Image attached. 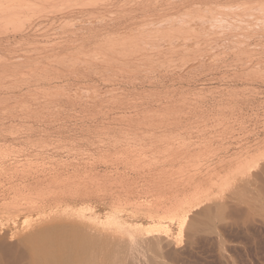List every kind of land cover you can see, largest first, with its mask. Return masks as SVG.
<instances>
[{"label":"bare ground","instance_id":"6f19581e","mask_svg":"<svg viewBox=\"0 0 264 264\" xmlns=\"http://www.w3.org/2000/svg\"><path fill=\"white\" fill-rule=\"evenodd\" d=\"M25 1H27V0H1L0 1V25L2 26V20L3 21H9V19H14V21H16L15 23H17V20H22L21 19V15H20V13H23V12H20V10L19 9H21L20 8V6L22 7L23 6V4H24V2ZM38 1H40V0H37V7L38 8H36V12H37V9H43L44 11H45V9H47L46 8V5L45 4H42V3H46L44 0H41L42 1V3L41 2H39V3H41V5H45V9L44 8H41V5H39L38 4ZM47 2L49 1V3H50V1H51V3H53L54 2V0H46ZM53 1V2H52ZM72 1V0H71ZM74 1H76V0H74ZM79 1H80V6L82 5V7H80L79 6V8H80V12L79 13H81V14H83V13H85V12H87L88 13V15H89V12L91 11V10H89V12H88V9H90V8H88V7H92L93 8V6H95V3L96 2H100L101 0H78L77 2H78V5H79ZM104 1H106V0H104ZM109 1V0H108ZM114 1V0H113ZM118 1V0H117ZM123 1H125V0H123ZM135 1H137V0H135ZM135 1H133V3H135ZM148 1V0H147ZM152 1V0H151ZM157 1V0H156ZM155 1V2H156ZM161 1V0H160ZM167 1V0H166ZM166 1H164V3H166ZM171 1H173V0H171ZM180 1V0H179ZM205 1V0H204ZM208 0H206V2H207ZM218 0H216L215 1V3L217 2ZM219 1H221V0H219ZM227 1H229V0H227ZM226 0H224L223 2L225 3V2H227ZM230 1H232V0H230ZM229 1V2H230ZM238 1V0H237ZM260 1H262V0H257V1H251L252 3H249V5L251 4V6L250 7H247V8H244V9H246V10H244L243 8V10H242V12L238 15L237 13H239V11H238V7L237 8H235V9H237V11L236 10H234V6L233 7H230V9L232 8V10H233V12L235 11L236 13H234V14H230V16L229 17H232L231 15H233V17L234 16H236V18L237 19H235V17H234V21L232 20V18L231 19H228L227 18V16L226 17H224V15H226L225 13H224V15L222 16H220L221 17V19L223 18L225 21H224V23L225 22H227V20L226 19H228V22H230V24L232 23V21L235 23V25H236V27H238V25L236 24V23H250V22H252V21H255L256 19H262L263 17H264V13L262 12V11H260L259 9H258V7H257V5L258 4H261L262 2H260ZM35 2V1H34ZM33 2V3H34ZM57 2V1H56ZM58 2H60V3H63L64 1H58ZM77 2H75V4H77ZM107 2V1H106ZM121 2V1H120ZM126 2V1H125ZM146 2V1H145ZM144 2V0H138L137 1V4H139V3H141V5L142 6H144V4H146ZM154 2V1H153ZM158 2V1H157ZM156 2V3H157ZM174 2V1H173ZM173 2H171V5L172 4H174L175 5V2L173 3ZM184 2V1H183ZM185 2H190L189 4H185ZM184 2V4L186 5V6H188V5H190V4H192L191 2H193V3H195V2H199V0H186ZM210 2V1H209ZM209 2H207L208 4H209ZM212 2H213V0H212ZM241 2V1H240ZM245 2V1H244ZM243 2V3H244ZM250 2V1H249ZM32 2L30 1V4H31ZM32 3V4H33ZM47 4L48 5V7H50V4ZM68 3H69V0H68ZM107 3H109V2H107ZM116 3V2H115ZM124 3V2H123ZM130 4V7H131V5L132 6H134L135 4ZM144 3V4H143ZM150 3V2H149ZM148 3V4H149ZM155 3V4H156ZM200 3V2H199ZM202 3H205V2H203L202 1ZM207 3H206V5H207ZM218 3V2H217ZM232 3V2H231ZM28 4V3H27ZM35 4V5H36ZM63 4H65V3H63ZM101 4V3H100ZM102 4H104V3H102ZM113 4V3H112ZM136 4V5H137ZM153 4V3H152ZM161 4V3H160ZM167 4V3H166ZM169 4H170V2H169ZM168 4V5H169ZM183 4V5H184ZM219 4V3H218ZM246 4H248V3H246ZM26 4H24V6H25ZM62 5V4H61ZM73 5V4H72ZM71 5V6H72ZM90 5H93V6H90ZM119 5V4H118ZM135 5V6H136ZM140 5V4H139ZM139 5H137V6H139ZM140 5V6H141ZM178 5H180V4H178ZM195 5V4H194ZM205 5V6H206ZM232 5V4H231ZM253 5V6H252ZM32 6V5H31ZM33 6H34V4H33ZM69 6V5H68ZM102 6V5H101ZM113 6H115V5H113ZM120 6V5H119ZM134 6V7H135ZM136 6V7H137ZM147 6V5H146ZM152 6V5H151ZM150 6V7H151ZM155 6V5H154ZM161 6V5H160ZM176 6V5H175ZM174 6V7H175ZM191 6V5H190ZM189 6V7H190ZM193 6V5H192ZM196 6H198V5H196ZM195 6V9L197 8ZM201 6V5H200ZM204 6V7H205ZM213 6V5H212ZM211 6V7H212ZM220 6V5H219ZM226 6H229V5H226ZM246 6H248V5H246ZM246 6H244V7H246ZM44 7V6H43ZM74 7H75V5H74ZM74 7H71V9L72 8H74ZM98 7H100L99 5H98ZM98 7H96V9L98 8ZM103 7V6H102ZM110 7H111V5H110ZM127 7V6H126ZM135 7V8H136ZM157 6H155V8H156ZM174 7H173V9H174ZM179 7V6H178ZM203 7V6H202ZM201 7V8H202ZM214 7V6H213ZM216 7H218V5L216 6ZM221 7V6H220ZM219 7V8H220ZM222 7H223V4H222ZM23 8V7H22ZM27 8V7H26ZM30 8V9H29ZM29 8L27 9V13L26 14H28V13H30L29 11L31 10V7L29 6ZM33 8V7H32ZM51 9L53 8V7H50ZM49 8V9H50ZM60 8V7H59ZM69 8V7H68ZM67 8V9H68ZM77 8V6L75 7V9ZM88 8V9H87ZM116 8V7H115ZM127 8H129V7H127ZM127 8H123V10L125 9H127ZM131 8H133V7H131ZM140 8H142V7H140ZM149 8V7H148ZM153 8V7H152ZM164 8V7H163ZM165 8H167V7H165ZM184 8V7H183ZM191 8V7H190ZM190 8H187L186 10H189ZM200 8V7H199ZM198 8V9H199ZM205 8H207V7H205ZM224 8V7H223ZM228 8V7H227ZM24 9H25V7H24ZM34 9H35V7H34ZM51 9L49 10V11H51ZM58 9V7H56V9L55 10H57ZM65 9V8H64ZM70 9V10H71ZM96 9H94V10H96ZM100 9V8H99ZM105 9H107L106 7H105ZM108 9H109V7H108ZM119 9H120V7H119ZM118 9V10H119ZM122 9V8H121ZM120 9V10H121ZM137 9V8H136ZM144 7H143V11H144ZM147 9V8H146ZM154 9V8H153ZM161 9V8H160ZM191 9H193V8H191ZM191 9L189 10L190 11V14H192V12L193 11H191ZM204 9V8H203ZM209 9H211L210 7H209ZM216 10H219V12H217V13H215V11L212 9V10H206L205 12L203 11V12H200L199 10V12L198 11H195L196 13L195 14H197V13H199V15L197 14V15H195L194 14V12H193V14L191 15V16H187L186 18H183V19H181V18H179V15H175V17L177 16V20H178V18H179V20L177 21L176 19H175V17L174 16H172V17H174V20H176V22L175 21H173L172 20V23L171 22H169V23H166V20H167V18L163 21V19L161 20L163 23H158V17L156 16L157 15V13L155 14V17H154V14L152 13V16H151V14H147V15H142V13H141V15H139L140 16V18H138V17H136V16H132V17H126V18H124L122 15H125L126 13H127V11H126V13L125 14H120V15H118V13L116 12V14L118 15V16H116V15H114L113 13H112V15L113 16H111L110 18H105L104 20L102 19V18H100L101 16L100 15H96V16H94V18L95 17H97L98 16V18H100V21H98L97 22V20H96V18H95V20L96 21H94V19H92L91 17V20L90 19H88L87 21L85 20V18H84V20H80V21H84V22H82V23H80V43L77 41V43H79V45H80V47H79V49H80V55L83 57H81L80 56V69H78V71L80 70V81H91V77L93 76V74H94V79L96 78V77H98V76H96L95 74L97 73V71H102V69H104V71L105 70H107V69H110L111 70V68H114L113 70L115 71H118V69L120 70V69H122V73H124L123 72V70L124 69H126L127 70V72L129 71H131V70H129L131 67H132V70H133V67L134 68H136V66H138V67H143V66H145L144 68H141L140 70H146V68L147 69H149V67H146V65H148L149 64V62H150V64L152 63H154L153 62V59L154 58H156V56L159 54V53H161V51H167V50H174L175 52H176V50H178L179 52H180V54H182L181 52L183 51V53H184V55L185 54H190L189 53V51H186L185 49L186 48H188L189 46V48H191V45H193V44H196L197 42H201L202 43V41H201V39L203 40V42H205L203 45H204V47H206L205 45H206V43L208 42V41H204V37H200V35H201V33H202V31L204 30L203 28H201V24H203V23H207V22H209V23H211L210 21H213L214 22V20L217 18H219L220 19V17H218V16H216L217 14L219 15V14H221L222 13V11H223V9H222V11H221V13H220V10L221 9H217V8H215ZM225 9V8H224ZM229 9V8H228ZM229 9V10H230ZM241 9V8H240ZM23 9H21V11H22ZM54 10V9H53ZM63 10V9H62ZM69 10V9H68ZM93 10V9H92ZM109 10H112L113 11V9L111 8V9H109ZM115 10V9H114ZM122 10V11H123ZM135 10V9H134ZM133 10V11H134ZM162 10H166V9H162ZM194 10V9H193ZM35 11H33V12H35ZM48 11V10H47ZM46 11V12H47ZM61 11V10H60ZM65 11H66V9H65ZM97 11V10H96ZM99 12H100V14H101V10H98ZM130 11V10H129ZM142 11V12H143ZM159 11H161V10H159ZM178 11V10H177ZM212 11H213V13H214V15L216 16L215 18H214V20H213V17L212 16H214V15H212L213 13H212ZM224 11H226V10H224ZM32 12V13H33ZM64 12V11H63ZM78 12V11H77ZM76 12V13H77ZM132 12V11H131ZM150 12V11H149ZM168 12V11H167ZM166 11H165V13H167ZM231 11H227V14L229 15V13H230ZM48 13V12H47ZM52 13V11L49 13V14H51ZM55 13V12H54ZM70 13H71V11L69 12V15H70ZM75 13V12H74ZM73 13V14H74ZM108 13H109V16L111 15V12H109L108 11ZM108 13H105V14H108ZM121 13V12H120ZM129 13V12H128ZM134 13V12H133ZM139 13V12H138ZM143 13H145V12H143ZM148 13V12H147ZM162 13V12H161ZM164 13V12H163ZM179 13V12H178ZM187 13V12H186ZM186 13H184V15L186 16ZM39 14V13H38ZM37 14V15H38ZM41 14V13H40ZM58 14H59V12H58ZM80 14V15H81ZM104 14V17L105 16H107V15H105ZM129 14H131V13H129ZM137 14V13H136ZM146 14V13H145ZM177 14V13H176ZM182 14V13H181ZM23 15H24V13H23ZM33 15H35V13L33 14ZM33 15L31 14L30 15V18H32L33 17ZM42 15V14H41ZM75 15V14H74ZM73 15V16H74ZM78 15V14H77ZM85 15H87L86 13H85ZM84 15V16H85ZM128 15V14H127ZM164 15V14H163ZM168 15V14H167ZM169 15H173V13L171 12L170 13V10H169ZM188 15H189V12H188ZM17 16H20V17H17ZM25 17H28V16H26V15H24ZM50 16V15H49ZM53 16H55V15H53ZM62 16H65V15H62ZM91 16V15H90ZM126 16V15H125ZM130 16V15H129ZM148 16V17H147ZM150 16V17H149ZM159 16H161L160 14H159ZM165 16V15H164ZM35 17V16H34ZM37 17V16H36ZM40 17V16H39ZM70 17V16H69ZM76 17V16H75ZM156 17H157V19H156ZM182 17V16H181ZM239 17V18H238ZM16 18H20V19H16ZM38 18V17H37ZM45 18V17H44ZM48 18H50V17H48ZM87 18H89V17H87ZM161 18H163V16L161 17ZM170 18V17H169ZM168 18V20L170 21L171 19H169ZM226 18V19H225ZM24 19V18H23ZM101 19H102V21H101ZM160 19V18H159ZM221 19H220V21H221ZM222 19V20H223ZM32 20V19H31ZM35 20V19H34ZM51 20H53V19H51ZM90 20V21H89ZM229 20H232V21H229ZM25 21H26V18H25ZM27 21H30V20H27ZM26 21V22H27ZM46 21H47V19H46ZM64 21H66V20H64ZM70 21V20H69ZM215 21H217V20H215ZM219 21V20H218ZM218 21H217V24H218ZM22 22V23H21ZM20 22V24H18L17 25V27H15V23H12L14 26L13 27H15L16 29L19 27L20 28V30H19V28L17 29V30H15L12 26V28H13V30L12 31H17V33L18 32H20L21 34H22V37L23 38H21V40L23 41V42H26V44H28L29 43V47L27 46V47H24V46H22L21 47V50H24L22 53H20L19 55H17L18 53H16V50L17 51H19L20 50V47H18L17 46V49H15V50H13L14 49V47L13 46H11V47H8L7 49L10 51V53H9V56L6 58V57H4L3 59H1L0 60V82H2V78L4 77V78H6V77H10L9 79H12L13 77H16L18 74H19V72L21 71L20 70V68L21 69H23V70H25L26 68H29V70L31 69L32 71H33V69H34V67H40V66H42L43 67V70H46V71H48V75H49V71L51 72V71H53L52 72V75L54 74V75H56L58 78H62V79H66V76H67V74H65L64 73V69H68V67H67V64H68V61H67V63H66V59H67V57H60L59 59H58V57H59V51H61L60 53L61 54H63L62 53V50H59V51H56L55 53L54 52H52V51H54V50H56V49H64V52L66 51V45L67 44H65L64 45V43H63V40H64V38H65V36H64V38H61L62 39V41H59L58 39V41H48L47 42V40H46V43H44V44H40L41 43V41H38V42H34V41H36V40H34L33 41V43H30L29 41V38H31V36L30 35H33V34H31V32H33L31 29H29V30H27L26 28L25 29H21V28H24L25 26V24L26 23H24V20L23 21H21ZM42 22V21H41ZM44 22V21H43ZM53 22L55 23V20H53ZM59 22V21H58ZM160 22V21H159ZM174 22V23H173ZM213 22L211 23V24H209L208 23V25H213ZM5 23V22H4ZM7 23V22H6ZM10 23V22H9ZM29 23V22H28ZM34 23V22H33ZM32 22H31V24H33ZM49 23V22H48ZM51 23V22H50ZM60 23V22H59ZM65 23V22H64ZM67 23H68V21H67ZM71 23V22H70ZM216 23V22H215ZM221 22H219V24H220ZM8 24V23H7ZM6 24V25H7ZM11 24V23H10ZM11 24V25H12ZM21 24H22V26H21ZM24 24V25H23ZM66 24V23H65ZM69 24V23H68ZM76 24H78V23H76ZM221 24H223V23H221ZM243 24V25H244ZM9 25V24H8ZM34 25H35V23H34ZM38 25V24H37ZM36 25V26H37ZM55 25V24H54ZM64 25V24H63ZM71 25H73V23L71 24ZM71 25H68V27L69 26H71ZM207 25V24H206ZM247 25V24H246ZM50 26V25H49ZM52 26H53V24H52ZM61 26V28H62V25H60ZM65 26V25H64ZM67 26V25H66ZM74 26V25H73ZM205 26V25H204ZM219 26V25H218ZM217 26V27H218ZM233 26V25H232ZM2 27H4L3 29H5V28H9V26H7V27H5V25L3 24V26ZM27 27V26H26ZM28 27H30V26H28ZM34 27V26H33ZM46 27H47V25H46ZM51 27V26H50ZM54 27V26H53ZM52 27V28H53ZM58 27V26H57ZM168 27H171L170 29L168 28ZM206 27V26H205ZM204 27V28H205ZM215 27V26H214ZM219 27H221V26H219ZM225 27H226V25H225ZM243 27V26H242ZM246 27V26H245ZM7 28V29H8ZM36 28V27H35ZM45 28V27H44ZM66 28V27H65ZM71 28V27H70ZM76 27H74V29H75ZM156 28V29H155ZM169 29L170 31L169 32H166V31H168L167 29ZM203 29V30H201V29ZM208 28V26L206 27V29ZM209 28H211V27H209ZM208 28V29H209ZM222 28V27H221ZM244 28V27H243ZM2 28L0 27V32L1 31H3V30H1ZM38 29L40 30V27H38ZM37 29V30H38ZM49 29V28H48ZM54 29V28H53ZM69 29V28H68ZM158 29H160L159 31H161V29H162V31H164L165 29V31L164 32H166V34H162V33H164V32H159V34H157L156 32H158ZM204 30V31H206V33L208 32H210V31H208V29L207 30ZM213 29V28H212ZM224 29V28H223ZM230 29V28H229ZM228 28H227V32H228V30H229ZM242 29V28H241ZM240 29V30H241ZM31 30V31H30ZM39 30H38V32H39ZM46 30H47V28H46ZM63 30V28L61 29V31ZM76 30H78V28L76 29ZM153 30V31H152ZM210 30V29H209ZM215 30H216V28H215ZM45 31V30H44ZM54 31V30H53ZM52 31V32H53ZM65 31H66V29H65ZM155 31V33H153ZM203 31V32H204ZM212 31H214V30H212ZM220 31H221V29H220ZM224 31V30H223ZM226 31H224V32H226ZM233 33L236 31H233V30H231ZM43 32V31H42ZM47 32V31H46ZM56 32V31H55ZM63 32V31H62ZM73 32H74V30L72 29V31L70 32V33H72L71 34V36L73 35ZM217 32V31H216ZM215 32V33H216ZM219 32V31H218ZM217 32V33H218ZM239 32H241V31H239ZM262 32V31H261ZM2 34H0V49L2 48V50H3V45H5L6 43H7V46H9L10 44V34H8L9 32H7V31H3V32H1ZM6 33V34H5ZM34 33H36V31L34 32ZM61 33V32H60ZM221 33V32H220ZM223 33V32H222ZM232 33V34H233ZM8 34V35H7ZM37 34V33H36ZM42 33H40V35H41ZM45 34H48V32L47 33H45ZM44 34V35H45ZM63 34V33H62ZM61 34V35H62ZM75 34H77V33H75ZM161 34V35H160ZM205 34V33H204ZM214 34V33H213ZM212 34V35H213ZM224 34V33H223ZM226 34V33H225ZM224 34V35H225ZM230 34H231V32H230ZM229 34V35H230ZM231 34V35H232ZM257 34V33H256ZM12 35V34H11ZM19 35V34H18ZM38 35V34H37ZM49 35V34H48ZM47 35V36H48ZM59 35V34H58ZM64 35V34H63ZM67 35L69 36L70 34H69V32L67 33ZM218 35V34H217ZM220 35V34H219ZM24 36H26V38H24ZM30 36V37H29ZM60 36V35H59ZM67 36V37H68ZM70 36V37H71ZM202 36H204V35H202ZM215 36V35H214ZM221 36H223V35H221ZM233 36H235L236 37V35L234 34ZM237 36H238V34H237ZM16 37V36H15ZM15 37H13L14 39H16ZM29 37V38H28ZM33 37H35V34L33 35ZM32 37V39H34ZM49 37V36H48ZM47 37V38H48ZM56 37L57 36H55V38H53L54 40L56 39ZM61 37V36H60ZM63 37V36H62ZM74 37H75V35H74ZM210 37V36H209ZM59 38V37H58ZM214 38V37H213ZM216 38V37H215ZM227 38H228V36H227ZM226 38V39H227ZM60 39V40H61ZM68 39H70V38H68ZM71 39H72V37H71ZM207 39H209V38H207ZM217 39H218V36H217ZM220 39H222V37H220ZM260 39V38H259ZM19 41V42H22V41ZM77 40V39H76ZM76 40H74V42L76 41ZM210 40V39H209ZM212 40V39H211ZM215 40V39H214ZM232 40V39H231ZM257 40V39H256ZM12 41V40H11ZM64 41H66V42H68L67 41V39L65 38V40ZM72 41V40H71ZM213 41V40H212ZM217 41V40H216ZM215 41V42H216ZM18 42V43H19ZM44 42V41H43ZM214 42V41H213ZM68 43H70V42H68ZM73 43V42H72ZM76 43V42H75ZM208 43H211V42H208ZM25 44V43H24ZM33 44V46H30V45H32ZM213 44V43H212ZM262 44V43H261ZM15 45H17V43L15 44ZM21 45H23L22 43H21ZM41 45H43V46H41ZM77 45V44H76ZM199 45V44H198ZM202 45V44H201ZM219 45V44H218ZM225 45V44H224ZM19 46H20V43H19ZM69 46V45H68ZM67 46V48H71V47H68ZM71 46H72V44H71ZM78 46V45H77ZM193 46H195V45H193ZM200 46V45H199ZM207 46H208V44H207ZM221 46V45H220ZM226 46V45H225ZM73 47H74V45H73ZM76 47V46H75ZM203 47V46H202ZM202 47H201V49H202ZM204 47H203V50H204ZM254 47V46H253ZM11 48H12V50H11ZM15 48H16V46H15ZM18 48H19V50H18ZM77 48V47H76ZM75 48V49H76ZM207 48V47H206ZM212 48V47H211ZM227 48V47H226ZM252 48V47H251ZM256 48V47H255ZM71 49H73V48H71ZM78 49V48H77ZM200 50V47L199 48H196V50ZM215 49V48H214ZM225 49V48H224ZM245 49H250V47L249 48H244V50ZM5 50V49H4ZM20 50V51H21ZM182 50V51H181ZM184 50H185V52H187V53H185L184 52ZM190 50V49H189ZM195 50V51H196ZM197 50V51H198ZM210 50V48L208 49V54H210V53H212L213 54V52H212V49H211V52L209 51ZM218 50V49H217ZM251 50V49H250ZM255 50V49H254ZM8 51V52H9ZM78 51L79 50H77V51H75V52H77L78 53ZM174 51H171V53L173 52L174 53ZM191 51V50H190ZM192 51H194V50H192ZM204 51H206V50H204ZM223 51V50H222ZM235 51V50H234ZM246 51V50H245ZM1 52H3V51H1ZM7 52V53H8ZM52 52V53H51ZM58 52V56L57 55H54V54H56ZM72 52V51H71ZM168 52V51H167ZM207 52V51H206ZM210 52V53H209ZM227 52H229V51H227ZM243 52V51H242ZM247 52V51H246ZM263 52V51H262ZM261 52V53H262ZM5 53H6V51H5ZM6 53V54H7ZM16 53V55H14ZM35 53H37V54H35ZM67 53V52H66ZM66 53L64 54V55H66ZM170 53V52H169ZM171 53H170V55H171ZM195 53V52H194ZM223 53V52H222ZM239 53H240V51H239ZM250 53V52H249ZM256 53V52H255ZM255 53H253V54H255ZM4 54V53H3ZM60 54V55H61ZM164 54H165V52H164ZM187 54V55H188ZM216 54V53H215ZM214 54V56H213V59L215 58L216 60H217V58L218 59H221V58H219L218 56L220 55H215ZM235 54V53H234ZM245 54V53H244ZM8 55V54H7ZM6 55V56H7ZM67 55L70 57V53L68 54L67 53ZM74 55V54H73ZM144 55V56H143ZM173 55V54H172ZM176 55H177V53H176ZM191 55V54H190ZM194 55V54H193ZM195 55H196V53H195ZM198 55H199V53H198ZM202 56H203V54H201ZM204 55H205V53H204ZM239 55V54H238ZM260 55V54H259ZM62 56V55H61ZM75 56V55H74ZM160 55H158L157 57H159ZM174 56V55H173ZM172 56V57H173ZM179 56V55H178ZM181 56V55H180ZM200 56V55H199ZM215 56H217V57H215ZM240 56V55H239ZM166 57V56H165ZM170 57V56H169ZM193 57V56H192ZM195 57V56H194ZM206 57V56H205ZM208 57H210V56H208ZM244 57H245V55H244ZM15 59V60H12V59ZM64 58H66V59H64ZM74 58V57H73ZM76 58V57H75ZM81 58H82V60H81ZM164 58V57H163ZM167 58H168V56H167ZM167 58H164V60L165 59H167ZM174 58V57H173ZM181 58V57H180ZM184 58V57H183ZM183 58L181 59V60H183ZM188 59H190V57H187ZM197 58V57H196ZM196 58H192L191 60H196ZM200 58H202V57H200ZM207 58V57H206ZM247 58V57H246ZM262 58V57H261ZM46 59V60H45ZM157 59V58H156ZM160 59V58H159ZM169 60L171 59V58H168ZM212 59V60H213ZM230 59V58H229ZM255 59V58H254ZM45 60V61H44ZM77 60V59H76ZM180 60V59H179ZM206 60V59H205ZM212 60H210V61H212ZM72 61V60H71ZM159 61H161V60H159ZM171 61V60H170ZM176 61V60H175ZM203 61V60H202ZM215 61V60H214ZM221 61V60H220ZM74 62H77V61H74ZM165 62V61H164ZM177 62H179V61H177ZM176 62V63H177ZM184 62V61H183ZM213 62V61H212ZM217 62V61H216ZM234 62V61H233ZM78 63V62H77ZM169 63H172L173 64V62L171 61V62H169ZM193 63V62H192ZM208 63V62H207ZM245 63V62H244ZM248 63V62H247ZM258 63H259V61H258ZM262 63V62H261ZM71 64V63H70ZM151 64V65H152ZM165 64V63H164ZM164 64H161V65H164ZM167 64V63H166ZM185 64V63H184ZM205 64H206V62H205ZM220 64H222V62L220 63ZM236 64H238V63H236ZM235 64V65H236ZM246 64V63H245ZM257 64V63H256ZM78 65V67H79V63L77 64ZM171 65V64H170ZM186 65V64H185ZM190 65H192V64H190ZM210 65V64H209ZM215 65V64H214ZM219 65V64H218ZM227 65V64H226ZM73 66V67H72ZM72 66L70 65L69 66V71L70 72H72L71 74H73V72H75V74L76 73H78V71L76 72V69L78 68H76V67H74V66H76V63H75V65L74 64H72ZM150 66V65H149ZM154 66V65H153ZM152 66V67H153ZM155 66H156V64H155ZM158 66V65H157ZM160 66V65H159ZM168 66V65H167ZM166 66V67H167ZM178 66V65H177ZM187 66V65H186ZM213 66V65H212ZM225 66V65H224ZM237 66V65H236ZM246 66H248V65H246ZM254 66V65H253ZM72 67V68H71ZM169 68V70H170V72L173 74L175 71H171V69L173 70V68H171L170 66H168ZM176 67V66H175ZM211 67V66H210ZM226 67H228V66H226ZM229 67H232V66H229ZM261 67V66H260ZM33 68V69H32ZM45 68V69H44ZM117 68V69H116ZM158 69H159V67H157ZM156 67H155V69L156 70H158ZM160 68H161V66H160ZM178 67H176V69H177ZM193 68V67H192ZM198 68V67H197ZM202 68V67H201ZM217 68V67H216ZM238 68H240V67H238ZM247 68V67H246ZM38 69H40V68H38ZM38 69H36L37 71H38ZM150 69H151V67H150ZM149 69V70H150ZM153 69H154V67H153ZM165 69V68H164ZM163 69V66H162V70H164ZM168 69H165L166 71L168 70ZM175 69V70H176ZM183 69H184V67H183ZM196 69V68H195ZM203 69V68H202ZM221 69V68H220ZM233 69V68H232ZM254 69V68H253ZM17 70V71H16ZM35 70V69H34ZM41 70V69H40ZM110 70H107V73L110 71ZM113 70H112V73H113ZM152 70V69H151ZM150 70V71H151ZM162 70H160L161 72H162ZM178 70V69H177ZM188 70V69H187ZM187 70H186V72H187ZM213 70V69H212ZM259 70V69H258ZM11 71V72H10ZM42 71V70H41ZM115 71V72H116ZM125 71V70H124ZM135 72H136V70H134ZM134 71H132L133 73H134ZM137 71H139V69L137 70ZM148 71V70H147ZM149 71V72H150ZM193 70H191V72H192ZM210 71V70H209ZM238 71H240V69L238 70ZM255 71H256V69H255ZM255 71H253V72H255ZM70 72H69V74H70ZM115 72L113 73V75L112 74H106L107 75V80H108V83H109V81H113V82H115L114 81V77L112 78L111 77V75L112 76H114V74H115ZM120 72V71H119ZM140 72V71H139ZM142 72V71H141ZM153 72H155L154 70H153ZM158 71H156L155 73H157ZM159 73V74H161V76H162V74L163 73ZM184 72H185V70H184ZM213 72V71H212ZM226 72V71H225ZM248 72H251V71H249L248 70ZM258 72V71H257ZM256 72V73H257ZM260 72V71H259ZM45 73V72H44ZM104 73V72H103ZM106 73V72H105ZM117 73V72H116ZM122 73H120L121 75H122ZM138 73V72H137ZM136 73V74H137ZM150 73H152V72H150ZM168 73V71L166 72V74L164 73V75H168L167 74ZM176 73H178V72H176ZM218 73V72H217ZM243 73V72H242ZM25 74V72H23V75ZM29 74V73H28ZM31 74H33L32 72H31ZM38 74V73H37ZM47 74V73H46ZM90 74V75H89ZM91 74H92V76H91ZM98 74V73H97ZM100 74V73H99ZM102 74V73H101ZM100 74V75H101ZM127 74V73H126ZM143 74H145V73H143ZM147 74H149V73H147ZM147 74H145V75H147ZM170 74V73H169ZM179 74V73H178ZM186 75L188 74V72L187 73H185ZM185 74H184V77H185ZM213 74L215 75V73L213 72ZM225 74V73H224ZM228 74V73H227ZM244 74V73H243ZM252 74V73H251ZM250 74V75H251ZM263 74V73H262ZM20 75V74H19ZM22 75V76H23ZM27 75V74H26ZM25 75V76H26ZM34 75V74H33ZM32 75V76H33ZM103 75H105V74H103ZM102 75V76H103ZM105 75V76H106ZM108 75L110 76L109 78H112L111 80L110 79H108ZM116 75V74H115ZM128 75H130L129 73H128ZM132 75H135V74H132ZM139 75V74H138ZM142 74H140V76H141ZM144 75V76H145ZM156 75H158V73L156 74ZM163 75V76H164ZM191 75V74H190ZM196 75V74H195ZM206 75V74H205ZM249 75V74H248ZM249 75V76H250ZM258 75V74H257ZM21 76V77H22ZM25 76H23V77H25ZM31 76V75H30ZM36 76V75H35ZM34 76V77H35ZM40 76V75H39ZM43 76V75H42ZM46 75L44 74V77H45ZM55 76V77H56ZM79 76H77V77H79ZM88 76H90V77H88ZM118 75H116V77H117ZM149 76V75H148ZM160 76V75H159ZM201 76V75H200ZM227 76V75H226ZM230 76V75H229ZM237 76V75H236ZM252 76V75H251ZM256 75H254V77H255ZM259 76V75H258ZM258 76H257V79H259L258 78ZM263 76V75H262ZM22 77V78H23ZM120 77V76H119ZM119 77H117V78H119ZM124 76L122 75V78H123ZM130 77V76H129ZM136 77V76H135ZM151 77V78H150ZM150 84H151V86H157L159 83L161 84V85H164L165 83H163L164 82V79H162V78H165V77H162L160 80H159V78H156L157 76H151L150 75ZM183 77V73H182V75L180 74L179 76L177 75V74H175L174 76L172 75V77H170L169 79H167L166 78V80H169V81H172L173 83H175V82H182V80H185V78ZM190 77V76H189ZM197 77V76H196ZM218 77V76H217ZM217 77H215V78H217ZM241 77V76H240ZM240 77H239V79H240ZM264 77V76H263ZM20 78V77H19ZM26 78V77H25ZM25 78H23V80L24 81H26V79ZM29 78V77H28ZM43 78V77H42ZM41 78V79H42ZM47 78V77H46ZM44 79L45 81L47 80V79ZM53 78V77H52ZM76 78V77H75ZM104 78V77H103ZM125 78V77H124ZM123 78V81H126L125 79L126 78H128V77H126L125 79ZM138 79H141V78H139V77H137ZM145 78V77H144ZM153 78V79H152ZM193 78H194V76H193ZM202 78H204V77H202ZM228 78V77H227ZM243 78H244V76H243ZM7 79V78H6ZM16 79V78H15ZM14 79V80H15ZM34 79V78H33ZM51 79V78H50ZM79 79V78H78ZM90 79V80H89ZM106 79L104 80V81H106ZM230 79V78H229ZM246 79V78H245ZM249 79V78H248ZM254 79V78H253ZM264 79V78H263ZM262 79V80H263ZM13 79L11 80V82L12 81H14ZM19 80V79H18ZM22 79H20V81H23ZM29 80V79H28ZM38 80H40V79H38ZM37 80V81H38ZM52 80V79H51ZM67 80V79H66ZM119 80H122V79H120L119 78ZM145 80V79H144ZM189 79H187V81H188ZM190 80H192L191 79V77H190ZM237 80V79H236ZM243 80V79H242ZM251 80V79H250ZM256 80V79H255ZM255 80H254V82H255ZM261 80V79H260ZM8 81V80H7ZM6 81V82H7ZM16 81V80H15ZM19 81V82H20ZM53 81V80H52ZM129 81H132V80H129ZM146 81V80H145ZM148 81V80H147ZM227 81V80H226ZM4 82V81H3ZM28 82H30V81H28ZM33 82V81H32ZM41 82V81H40ZM39 82V83H40ZM61 82V81H60ZM110 82V83H111ZM119 82V81H118ZM136 82V81H135ZM138 82V81H137ZM140 82H142V81H140ZM149 82V81H148ZM184 82V81H183ZM246 82H247V80H246ZM9 83V82H8ZM21 83V82H20ZM25 83V82H24ZM23 83V84H24ZM34 83V82H33ZM39 83H37V84H39ZM95 83V82H94ZM94 83H93V85H94ZM106 83V82H105ZM109 83V84H110ZM123 83V82H122ZM128 83V82H127ZM126 83V84H127ZM134 83V81L132 82V84ZM169 83V82H168ZM171 83V82H170ZM195 83V82H194ZM253 83V82H252ZM2 83H0V85H1ZM5 84V83H4ZM15 85H16V83H14ZM28 84V83H27ZM26 84V85H27ZM36 84V83H35ZM96 84V83H95ZM115 84V83H114ZM149 84V83H148ZM149 84V85H150ZM159 84V85H160ZM172 84V83H171ZM193 84V83H192ZM201 84V83H200ZM235 84V83H234ZM263 84V83H262ZM9 85V84H8ZM14 85V86H15ZM21 85V87H22V83L20 84ZM91 85V84H90ZM97 85V84H96ZM95 85V86H96ZM130 85V84H129ZM139 85V84H138ZM141 85H143L144 86V84H142L141 83ZM2 86H3V84H2ZM2 86H1V88H2ZM6 86V85H5ZM11 86H13V85H11ZM13 86V87H14ZM18 86V85H17ZM29 86V85H28ZM53 86V85H52ZM55 86V85H54ZM20 87V86H19ZM84 87V86H83ZM98 87H100L99 85H98ZM258 87V86H257ZM1 88H0V91H1ZM4 88V87H3ZM8 88V87H7ZM17 88V87H16ZM32 88V87H31ZM38 88V87H37ZM62 89H63V87H61ZM93 88V87H92ZM101 88V87H100ZM114 89H116L115 87H113ZM117 88H119V87H117ZM158 88V87H157ZM174 88V87H173ZM246 88V87H245ZM248 88V87H247ZM252 88V87H251ZM250 88V89H251ZM15 89V88H14ZM18 89V88H17ZM39 89V88H38ZM102 89V88H101ZM159 89V88H158ZM244 89V88H243ZM254 89V88H253ZM255 89H258V88H255ZM36 90V89H35ZM84 90V89H83ZM111 90V89H110ZM147 90V89H146ZM154 90V89H153ZM173 90V89H172ZM178 90V89H177ZM187 90V89H186ZM195 90V89H194ZM218 90H220V89H218ZM240 90H242V89H240ZM259 90V89H258ZM11 90H9V92H10ZM25 91V90H24ZM29 91V90H28ZM59 91H60V89H59ZM66 91H68V89L66 90ZM101 91V90H100ZM123 91V90H122ZM121 91V92H122ZM152 91V90H151ZM149 92V94L146 96V98H144V99H142V100H138V97H137V102L135 103V106H132V105H128V102L130 103V101H128L127 103H125L124 101H126V100H124L123 99V102H121L122 101V96L121 97H119L118 96V99H116V100H114L113 102L114 103H112V101H111V103L110 104H105V108H103L102 109V107H103V104H101L99 101H98V98H100V97H98L97 96V94L96 95H91L92 94V91H91V94L90 95H87V96H79L80 97V133L79 134H81L82 136H83V138L81 137V139H80V141H83V142H86V144L89 146H91V147H89V148H87L88 149V151L89 152H85V150L83 149V151L85 152V153H87V155H90V156H87L86 158H84V161L83 162H85L86 163V166H88V165H92L93 166V164L92 163H96L95 165H104L105 167H103V171H104V168H108V170L110 169V173H111V169H113V171L114 172H116L118 175L116 176V175H114V172L112 171V173H111V176H110V174H108V173H101L100 171L98 172V174H97V172L95 171V170H93V171H88L87 170V168H86V166L84 167L83 165H81V166H83L84 168H85V172H84V174L86 173L87 175H88V177H90L91 179H89V180H87V177L86 178H81V176L83 177V175L84 174H82L83 172H77V173H75L77 176L76 177H74L75 176V174L73 175L72 173H74V172H71V174L69 175V176H66L65 174L67 173V174H69L67 171H66V173H64V171H62L64 174H62L61 173V170H58V168H57V170L58 171H54L55 169H56V167H55V169L54 170H52V171H50L49 173H46L47 171H45L46 170V168H45V170L43 169V168H37V166H34V167H31V165L29 166L28 165V168L30 169V170H28V168L26 169V170H28L29 171V173H27V174H30V172H31V174H33L32 173V170L33 171H35V174H33V175H31L29 178L25 175V176H20V177H24V178H20L21 180H30V182L26 185V186H28L29 184H31V185H29L31 188H29V193L27 194V195H31V196H35V197H37L36 199H34L36 202L37 201H40V200H42L45 196H46V198H48L50 195H52V198H54L55 196H58V195H60L61 193L62 194H64V193H66V192H68L67 191V189L68 190H73L72 188H76V190L77 191H79V192H82V189H83V191L85 192V194L87 193H89V195L91 194V192H93V191H91L93 188V190H97V191H94L95 193L96 192H98V194H101L102 195V197H104L103 195L104 194H112L113 196L114 195H117V194H119V193H126L128 196V199L126 200V202L125 203H123V205H121V206H115V207H112V211L114 212L113 214H112V218L110 217L109 218V220L107 221V222H100V225H103V226H106L105 228L103 227L102 229H99V228H94L93 226H91V225H89V224H86V223H84V222H77V221H74V220H70V219H53V220H49V221H46V223H44V224H42V225H39V226H37L36 228H33L32 227V229L30 230V232H28L27 234H25V236H23V238H22V243L24 242V244L28 247L27 249H29V254H30V259H31V263L32 264H135V261H134V259H137V257H138V255H132V254H129L130 252V250H133L134 249V243L136 244H138V246H141V248L143 249V254L146 256V252H151V254H152V256H153V254H154V256H156L157 258H155V257H153V258H155L156 260H159V261H161L160 259H163L164 257H165V252H164V250H166L165 248H164V246H163V239H167V241H172L173 239H172V237L174 238V239H176L177 237L179 238L180 236H182V235H184V233H183V231L184 230H187L188 228H192V229H197V228H200V226H201V228L202 229H204L205 230V228L207 229V228H212L213 230H214V226H213V224L215 223L216 224V222H215V219L216 218H221V216H223L224 214H221L222 213V210H221V208H223L222 206H220V207H218L217 208V210H216V207L214 208L215 210H216V212L214 213V211L215 210H212V207L210 208V206H206L208 203H210L211 201L213 202L214 200L217 202V201H219L220 200V202L222 201V199H224V198H227V197H225V196H227V193L229 192V191H231L233 188H234V186H236V183L239 181V182H241V180H245V179H249L250 177H251V175H252V168L254 167V168H256V169H260L258 166H260V162H261V160H264V149H262L261 150V145H262V143H261V145H258L262 140H261V138L259 139H257V141L255 140V142H259L260 140V142L257 144V143H255L254 145H255V148L254 149H251V148H249V145H251L250 147H253L252 146V143L251 144H244V143H240L239 141H231V139H233V138H235V137H233V138H231L232 136V134H234V133H232L231 131L234 129V127L233 128H231V126H233L232 124L230 125H222L221 126V124L222 123H224V122H221L220 123V121L221 120H219V123L220 124H216L215 125V123L217 122L218 123V121H216L215 123H214V126H216V127H214L213 128V130H211L212 128L210 127V129L209 130H207V132H206V130H205V134H203V136H202V134H199L200 136H197V137H200L201 139L198 141V139L199 138H197L195 135V139H197V142H190L191 141V139L189 138V140H188V138H187V140L189 141H187L186 139H184L185 138V136L183 137V135L182 136H180V137H182V138H180V139H176V136H177V138L179 137V133H180V129L182 128V129H184L183 127H181V126H183V125H181V124H183V123H181V118H183V116H180L179 117V112L177 111V109L174 107V108H172V107H170V105H173L174 104V101L176 100V98H175V93L173 94H171V91H170V89H167V91H168V94H167V92L165 93V97H161V99L159 100L158 99V104H156V108H155V110L154 109H151V111H147L146 112V107L147 106H152L151 104H152V99H153V96H155V94H157L158 92L156 91V92H154V91H152V92ZM165 91V90H164ZM209 91V90H208ZM229 91H230V89H229ZM235 90L233 89V92H234ZM239 91V90H238ZM238 91H237V93H238ZM244 91V90H243ZM249 91V90H248ZM254 91V90H253ZM36 92V91H35ZM42 92V91H41ZM40 92V93H41ZM62 92V91H61ZM71 92V91H70ZM94 92V91H93ZM110 92V91H109ZM112 92H116L115 90L114 91H112ZM120 92V91H119ZM125 92V91H124ZM134 92V91H133ZM206 92V91H205ZM213 92V91H212ZM219 92V91H218ZM226 92V91H225ZM224 92V93H225ZM228 92V91H227ZM245 92V91H244ZM252 92V91H251ZM255 92V91H254ZM260 92V91H259ZM258 92V93H259ZM54 93V92H53ZM52 93V94H53ZM60 92H58V94H59ZM118 93V92H117ZM123 93V92H122ZM160 93V92H159ZM201 92H198V96L200 95H202V93L200 94ZM220 93H222V92H220ZM223 93V94H224ZM245 93H247V92H245ZM244 93V94H245ZM253 93V92H252ZM8 94V93H7ZM10 94H12V93H10ZM27 94H30V93H27ZM27 94H25V95H27ZM62 94V93H61ZM71 93H69V95H70ZM78 94V93H77ZM93 94H95V92L93 93ZM99 94V93H98ZM102 94V93H101ZM119 94H121V93H119ZM124 94V93H123ZM127 94V93H126ZM140 94V93H139ZM212 94V93H211ZM233 94V93H232ZM231 93H230V95H231V97H233L234 96V94L232 95ZM257 94V93H256ZM15 95V94H14ZM44 95H46V93L44 94ZM57 95V94H56ZM64 95V94H63ZM68 95V93L67 94H65V96H69ZM84 95H86V94H84ZM111 95V94H110ZM113 95H115V94H113ZM129 95V94H128ZM142 95H145L144 93L142 94ZM182 95V94H181ZM188 95V94H187ZM187 95H186V97H187ZM197 95H194V97H196ZM205 94H204V92H203V95L201 96V98L199 99V97L197 98L198 100H201V99H203V98H205V100L207 99L206 98V95H208L207 93H206V95L204 96ZM228 95H229V93H228ZM229 95V96H230ZM246 95V94H245ZM244 95V96H245ZM3 96V95H2ZM2 96H0V97H2ZM7 96V95H6ZM6 96H4V97H6ZM11 96V95H10ZM9 96V97H10ZM12 96H13V94H12ZM17 96V95H16ZM20 96H22V95H20ZM34 96V95H33ZM50 96V95H49ZM55 96V95H54ZM58 96V95H57ZM71 96V95H70ZM69 96V97H70ZM77 96V95H76ZM105 96V95H104ZM124 96H127V95H124ZM123 96V97H124ZM134 96H136V95H134ZM185 96V95H184ZM223 96V95H222ZM237 96V95H236ZM240 96V95H239ZM239 96H237V97H239ZM243 96V95H242ZM243 96V97H244ZM254 96V95H253ZM257 96V95H256ZM9 97H7V98H9ZM13 97H15V96H13ZM18 97V96H17ZM27 97H29V96H27ZM46 97H48V96H46ZM46 97L45 98H43V99H46ZM63 97V96H62ZM69 97H67V100H69L68 98ZM145 97V96H144ZM194 97H190V98H194ZM217 97H219L218 95H217ZM217 97H215V98H217ZM228 97V96H227ZM22 98V97H21ZM35 98L37 99V97H35L34 96V101H35ZM49 98H51V97H49ZM58 98H60V97H58ZM57 98V99H58ZM64 98V100H65V97H63ZM71 98H73V97H71ZM70 98V99H71ZM75 98V97H74ZM76 98H78V97H76ZM108 98V97H107ZM133 98V97H132ZM180 98H182V96L180 97ZM184 98V97H183ZM212 98H214V97H212ZM215 98L213 99L214 101H215ZM234 98H236V97H234ZM254 98V97H253ZM5 99V98H4ZM10 100H12L11 98H9ZM42 99V98H41ZM57 99H56V102H57ZM105 99V98H104ZM113 99V98H112ZM220 99H222V97H220ZM219 99V100H220ZM225 99V98H224ZM237 99V98H236ZM239 99V98H238ZM248 99H250V98H248ZM67 100H66V102H67ZM101 100H103V99H101ZM105 100H108V99H105ZM129 100V99H128ZM184 100H185V98H184ZM196 100V99H195ZM194 100V101H195ZM198 100H196V101H198ZM208 100V99H207ZM217 100V99H216ZM219 100H217V103H218V101ZM223 100V99H222ZM243 100V99H242ZM245 100V99H244ZM2 101H4L5 102V100H1V102ZM9 101V100H8ZM7 100H6V102H8ZM34 101H32V102H34ZM50 101H54V100H50ZM96 101H98V103H96ZM135 101V100H134ZM188 101H190L189 99L187 100V102ZM192 101V100H191ZM190 101V102H191ZM193 101V103H195ZM203 101V100H202ZM213 101V102H214ZM240 101V100H239ZM246 101V100H245ZM253 101V100H252ZM12 102H14V101H12ZM26 102V101H25ZM43 102V101H42ZM46 102V101H45ZM69 102V101H68ZM70 102H71V100H70ZM69 102V103H70ZM109 102V101H108ZM186 102V103H187ZM189 102V103H190ZM235 103L237 102V101H234ZM244 102V101H243ZM3 103V102H2ZM17 103V102H16ZM22 103V102H21ZM20 103V104H21ZM35 103H36V101H35ZM49 103V102H48ZM54 103H55V101H54ZM60 103V102H59ZM62 103V102H61ZM100 103V105H98ZM106 103V102H105ZM182 103H183V101H182ZM198 103H201V101L200 102H198ZM211 103V102H210ZM215 103V102H214ZM217 103H215V104H217ZM221 103V102H220ZM228 103V102H227ZM250 103V102H249ZM264 103V102H263ZM13 104V103H12ZM19 104V103H18ZM26 104V103H25ZM67 104V103H66ZM65 104V105H66ZM73 104H74V102H73ZM78 104V103H77ZM111 104H118L117 106L115 105V106H111ZM134 104V103H133ZM185 103H183V105H184ZM192 104V103H191ZM191 104H190V106L189 105H187V107H186V109L188 108V106L189 107H191ZM196 104H197V102H196ZM195 104V105H196ZM205 104V103H204ZM204 104H202V105H204ZM222 104L224 105V102L223 103H221V104H219L218 103V105H220L219 106V109H218V107H217V109H215V110H217L216 111V114H215V112H214V114L215 115H217V116H219L220 118L222 117V116H226V115H224L223 113L225 112V110H224V112L222 111V109H224L223 107H222ZM6 105V104H5ZM8 105V104H7ZM6 105V106H7ZM22 105V104H21ZM30 105V104H29ZM46 105V104H45ZM64 105V104H63ZM65 105H64V107L63 108H67V107H65ZM75 105V104H74ZM125 105V106H124ZM128 105V106H127ZM175 105V104H174ZM178 105V104H177ZM176 105V106H177ZM182 104H180V106H181ZM195 105L193 104V106L195 107ZM198 105V104H197ZM206 105V104H205ZM231 106H232V104H230ZM234 105H236V104H234ZM4 106V105H3ZM19 106V105H18ZM31 106V105H30ZM54 106V105H53ZM59 106V105H58ZM99 106L101 107V109H97V107L99 108ZM107 106H111V107H115L114 108V110H111V109H109V110H105L106 108H107ZM129 106H131L130 108H132V107H134L132 110H129ZM193 106L191 107V110L193 109ZM214 106V105H213ZM229 106V105H228ZM228 106H226L225 105V107L227 108ZM230 106V107H231ZM260 106V105H259ZM10 107H12V110L14 109L15 110V108H16V106H14L15 108H13V106L11 105ZM21 107V106H20ZM20 107H17V108H20ZM26 107V106H25ZM24 107V108H25ZM27 107H28V105H27ZM33 107V106H32ZM50 107V106H49ZM48 107V108H49ZM154 107V106H153ZM185 107V106H184ZM221 107V108H220ZM242 106H240V107H238L237 106V108L238 109H240ZM248 107V106H247ZM1 108V107H0ZM59 108V107H58ZM72 108H74V106L72 107ZM109 108V107H108ZM144 108H145V110H144ZM177 108H179V107H177ZM209 108V107H208ZM214 108H215V106H214ZM234 107H232V109H233ZM249 108V107H248ZM10 109V108H9ZM21 109H23V107L21 108ZM20 109V110H21ZM30 109V108H29ZM44 109H47V108H44ZM51 109V108H50ZM54 109V108H53ZM70 109V108H69ZM123 109H124V111H123ZM143 109V110H142ZM180 110H181V108H179ZM184 109V108H183ZM231 109V110H232ZM2 110H3V108H2ZM28 110V109H27ZM35 110V109H34ZM48 110V109H47ZM58 110H61V109H58ZM63 110V109H62ZM62 110H61V115H63L62 114ZM65 110V109H64ZM63 110V111H64ZM67 110V109H66ZM110 110H111V112H110ZM152 110H154V111H152ZM179 110V111H180ZM188 110H190V109H188ZM228 110H229V108H228ZM236 109L234 108V111H235ZM258 110V109H257ZM260 110V109H259ZM5 111H8V110H4V112ZM39 111V110H38ZM54 111V110H53ZM52 111V112H53ZM79 111V110H78ZM121 111H123L124 113H122V115H119V113L121 112ZM222 111V112H221ZM240 111H242V110H240ZM246 111H248V110H246ZM245 111V112H246ZM1 112H3V111H1ZM24 112L26 113V111L24 110ZM23 112V113H24ZM36 112V111H35ZM48 112V111H47ZM59 112V111H58ZM65 112V111H64ZM200 112V111H199ZM244 112V111H243ZM254 112H255V110H254ZM257 112V111H256ZM18 113H19V110H18ZM34 112H32V114H33ZM44 113V112H43ZM54 113H57V112H54ZM258 113V112H257ZM40 114V113H39ZM45 114V113H44ZM44 114H42L41 116H43ZM49 114V113H48ZM66 114V113H65ZM197 114V113H196ZM206 114V113H205ZM212 114V113H211ZM214 114H213V119L215 118V117H217V116H215L214 117ZM10 115V114H9ZM18 115V114H17ZM22 115V114H21ZM31 114H27V116H30ZM53 116L52 114H49L48 116ZM57 115V114H56ZM60 115V116H61ZM198 115V114H197ZM228 115V114H227ZM242 116H243V114H241ZM253 115V114H252ZM40 116V115H39ZM44 116H46V115H44ZM58 116V117H57ZM56 116V118H59L60 116H59V114ZM65 116V120L64 121H66V115H63V117ZM77 116V115H76ZM102 116V117H101ZM200 116H201V114H200ZM204 116V115H203ZM208 116V115H207ZM257 116V115H256ZM11 117V116H10ZM9 117V118H10ZM20 117V116H19ZM38 117V116H37ZM54 117V116H53ZM62 117V118H63ZM69 117H70V115H69ZM99 117H101L100 119H99ZM197 117H199V116H197ZM240 117V116H239ZM5 118V117H4ZM8 118V117H7ZM6 118V119H7ZM13 118H15V116H13ZM29 118V117H28ZM42 118V117H41ZM60 119L59 118V120H63V119ZM75 118V117H74ZM77 118V117H76ZM185 118V117H184ZM187 118V117H186ZM191 118V117H190ZM203 118V117H202ZM209 118V117H208ZM212 118V117H211ZM210 118V119H211ZM226 118V117H225ZM232 118V117H231ZM244 118H246V117H244ZM1 119V118H0ZM5 119V120H6ZM11 119V118H10ZM32 119V118H31ZM71 119V118H70ZM69 119V120H70ZM189 119V118H188ZM213 119L211 120L212 122H213ZM219 119V118H218ZM222 119H224L223 117H222ZM227 119V118H226ZM229 119V118H228ZM233 119V118H232ZM239 119V118H238ZM259 119V118H258ZM2 120H4V119H2ZM43 120V119H42ZM45 120V119H44ZM51 120H52V122H49L48 121V124L46 123H42V124H40V126L41 127H39V125L38 124H36L35 126L36 127H38V128H36V127H34V125H32V122H31V125H30V123H29V125H27V128H24V130H22V128L24 127V125H23V127L22 128H20V130H22L23 132L24 131H26V134L28 133L29 134V139H30V135H33L34 133L33 132H35L36 133V131L38 132V131H40V129H41V132L43 131L44 132V134L46 135L45 137L43 136V135H40V138H39V140L38 141H40V139H42L41 137L43 136V138H45V139H51V140H49V141H47V140H41V142H36V143H34V144H38L39 145V147L41 148V146L43 147V149H46V150H48V151H51L52 149L54 150V149H57L58 147H60V146H58V145H56L57 143L59 144V143H61V142H63V144H64V141H67L66 139L63 141L62 139L63 138H65V135H62V136H57L58 137V141H56V140H54V139H52V138H54L53 136H52V134H50L51 132H53V131H55L56 129L59 131V129L60 128H62V127H60L59 126V129L57 128V126L59 125H57V126H55L54 124V122H53V119L51 118ZM195 120V119H194ZM199 120V119H198ZM197 120V121H198ZM208 120V119H207ZM236 120H237V117H236ZM1 121V120H0ZM23 121V120H22ZM29 121V120H28ZM36 121V120H35ZM57 121V120H56ZM55 121V122H56ZM63 121V122H64ZM67 121H68V119H67ZM66 121V122H67ZM71 121V120H70ZM74 122H75V120H73ZM229 121V120H228ZM231 121H233V120H231ZM246 121V120H245ZM256 121H257V119H256ZM255 121V122H256ZM261 121V120H260ZM47 122V121H46ZM59 122V121H58ZM57 122V123H58ZM65 122V123H66ZM74 122H73V124H74ZM186 122V121H185ZM193 122V121H192ZM227 122V121H226ZM241 122V121H240ZM262 122V121H261ZM260 122V123H261ZM264 122V121H263ZM2 123V122H1ZM4 123V122H3ZM52 123H53V125H52ZM68 123H70V122H67V124ZM115 123H117V124H119L118 126L115 124ZM202 123H204L203 121H202ZM210 123V122H209ZM251 123V122H250ZM23 124V123H22ZM24 124H26V123H24ZM63 125V123L61 122L60 123V125ZM67 124H64V125H67ZM76 124H77V127H78V121L76 122ZM76 124H74V125H76ZM192 124V123H191ZM190 124V125H191ZM206 124V123H205ZM235 124V123H234ZM239 124V123H238ZM242 124H243V122H242ZM7 125V124H6ZM38 125V126H37ZM61 125V126H62ZM69 125V124H68ZM70 125H72V123H70ZM74 125H72V126H74ZM100 125L102 126L101 128H102V130L101 131H99L101 128H100ZM117 126V128H119V129H116V126ZM181 125V126H180ZM190 125H188V126H190ZM237 125V124H236ZM241 125V124H240ZM239 125V126H240ZM244 125V124H243ZM13 126V125H12ZM15 126V125H14ZM151 126V127H150ZM152 126H154V127H152ZM187 126V125H186ZM198 126V125H197ZM206 126V125H205ZM204 126V127H205ZM209 126H211V124L209 125ZM209 126H207V127H209ZM250 126V125H249ZM252 126V125H251ZM250 126V127H251ZM255 126V125H254ZM3 127H4V125H3ZM2 126H1V128H3ZM9 127V126H8ZM19 127H20V125H19ZM66 127V129H67V127L68 126H65ZM64 126H63V128H65ZM70 127V126H69ZM68 127V128H69ZM79 127H78V130H79ZM150 127V129L149 130H147L148 128ZM5 128V127H4ZM13 129H14V127H12ZM16 128H17V126H16ZM72 128V127H71ZM71 128H69V129H71ZM75 128V127H74ZM100 128V129H99ZM155 128V129H154ZM156 128H158V129H156ZM191 128H192V125H191ZM190 128V129H191ZM231 128V131L229 130ZM8 129V128H7ZM19 129V128H18ZM17 129V131H20V130H18ZM76 129V128H75ZM186 129H188V128H186ZM197 129H198V127H197ZM203 129V128H202ZM204 129H206V128H204ZM203 129V130H204ZM68 130V129H67ZM66 130V131H67ZM140 130H141V132L142 133H140ZM192 130V129H191ZM194 130V129H193ZM211 130V131H210ZM2 131H3V129H0V139H1V135L3 134L2 133ZM6 131V130H5ZM16 131V130H15ZM15 131H10L11 133L10 134H14L15 133ZM62 131L63 130H60L59 131V134H60V132L62 133ZM65 131V130H64ZM69 131V130H68ZM75 132H76V130H74ZM138 131V132H137ZM175 131H177L178 132V135H175V134H177V133H174ZM184 131V130H183ZM188 131V130H187ZM197 131V130H196ZM238 131V130H237ZM239 131H240V129H239ZM4 132V131H3ZM72 132H73V130H72ZM75 132H73V135L74 134H76ZM181 132H182V130H181ZM188 132H190V130L188 131ZM230 132H231V135H230ZM233 132H234V130H233ZM246 132V131H245ZM2 133V134H1ZM18 133V132H17ZM17 133H15V135L17 134ZM20 133V132H19ZM39 133V132H38ZM54 133H57V132H54ZM65 133V132H64ZM63 133V134H64ZM78 133V132H77ZM116 133H118V134H116ZM185 133V132H184ZM193 133V132H192ZM201 133H202V131H201ZM239 133V132H238ZM249 133V132H248ZM255 133V132H254ZM253 133V134H254ZM260 133V132H259ZM58 134V135H59ZM70 134H71V131H70ZM112 134V135H111ZM186 134V133H185ZM258 134V133H257ZM6 135V134H5ZM14 135V136H15ZM18 135V134H17ZM36 135V134H35ZM51 135V136H50ZM54 135V134H53ZM69 135V134H68ZM72 135V134H71ZM77 135V134H76ZM90 135H91V137L92 136H94L93 138H91L90 137ZM240 135V134H239ZM251 135V134H250ZM19 136V135H18ZM21 136V135H20ZM25 136V135H24ZM55 136V135H54ZM78 136V135H77ZM76 136V137H77ZM173 137V139H172V137ZM241 136V135H240ZM257 136V135H256ZM32 137V136H31ZM74 137H75V135H74ZM73 137V138H74ZM264 137V136H263ZM5 138V137H4ZM3 138V140L2 141H4L5 139ZM27 138V139H28ZM35 138V137H34ZM38 138V137H37ZM70 138H72V137H70ZM78 138V137H77ZM75 139V140H73L72 142L71 141H69V144H70V146L69 145H66V146H69V149H72V150H75V151H77V152H80V151H82V150H80V144H79V141H78V139ZM174 138H175V140H177V144L175 143L176 141L174 140ZM249 138V137H248ZM16 139H18L17 137H16ZM21 139V138H20ZM29 139H28V141H29ZM83 139V140H82ZM184 140V141H180L179 142V140ZM195 139H194V141H195ZM243 138H241V140H242ZM31 140H32V142H34V141H36L35 139H34V141H33V137L31 138ZM30 140V141H31ZM237 140V139H236ZM259 140V141H258ZM264 140V139H263ZM2 141L0 142V168H1V170L0 171H4V169L5 170H10L9 168H11V166L12 165H16L17 166V162L19 161V160H17V159H19L18 157H13V156H11V153L12 152H9V149L8 150H5V146H4V142H3V145L1 144L2 143ZM13 141V140H12ZM28 141H27V143H28ZM175 141V142H174ZM187 141V143H184V142H186ZM193 141V140H192ZM6 142V141H5ZM16 142V141H15ZM234 142H236L237 144H235ZM7 143V142H6ZM25 143V142H24ZM30 143V142H29ZM29 143L27 144V145H29ZM39 143H41V146H40V144ZM8 144V143H7ZM12 144V143H11ZM22 144V143H21ZM231 144H235L236 146H232ZM264 144V143H263ZM14 145V144H13ZM247 145V146H246ZM257 145V146H256ZM7 146V145H6ZM16 146V145H15ZM21 146V145H20ZM22 146H24V145H22ZM30 146H31V144H30ZM29 146V147H30ZM32 146L34 147V145L32 144ZM53 146V147H52ZM13 147V146H12ZM18 147V146H17ZM16 147V148H17ZM28 147V148H29ZM37 147V146H36ZM38 147V148H39ZM65 147V146H64ZM82 147V146H81ZM247 147V148H246ZM3 148H4V150H3ZM23 148V147H22ZM22 148H20V147H18L17 148V150H19V149H21V150H23ZM31 148V147H30ZM37 148V149H38ZM39 148V150H38V152L41 150V151H43V149L41 148L40 149ZM52 148V149H51ZM61 148V147H60ZM59 148V149H60ZM65 148H67V147H65ZM65 148L64 149H62V150H65ZM84 148V147H83ZM12 149V148H11ZM27 149V148H26ZM37 149H35V147H34V149H32V150H34V152H35V150L37 151ZM82 149V148H81ZM14 151H15V149H13ZM21 150H19L18 152H20ZM25 150V149H24ZM28 150V149H27ZM167 150H169V151H167ZM12 151V150H11ZM57 151V150H56ZM74 151V152H75ZM167 152V154H166V152ZM170 151H171V153H172V151H173V157L171 156L172 154L170 153ZM25 154H26V152L27 151H23ZM45 152V151H44ZM43 152V153H44ZM70 152V151H69ZM170 154H169V153ZM15 153V152H14ZM28 153V152H27ZM32 152H30L29 153V156L28 157H30V155H32V154H34V153H32ZM40 154H42V152H39ZM38 153V154H39ZM45 153H47V152H45ZM44 153V155H46ZM81 153V152H80ZM174 153H175V155H174ZM17 154V153H16ZM23 154V153H22ZM38 154L36 155L35 154V157L34 158H36L37 159V157L36 156H38ZM51 154V153H50ZM54 154V153H53ZM67 154V153H66ZM24 155V154H23ZM22 155V156H23ZM27 155V154H26ZM26 155H24V156H26ZM63 155V154H62ZM77 155V154H76ZM79 155V154H78ZM83 155V154H82ZM82 155H81V158H82ZM179 155V159H181L182 161H179V162H182L181 163V165L180 164H176V163H178V162H176V159H177V156ZM17 156V155H16ZM24 156H23V158H24ZM34 156V155H33ZM33 156H31V157H33ZM41 158H42V156L41 155H39ZM38 156V157H39ZM49 156V155H48ZM56 156V155H55ZM31 157L30 158H28V160L30 161V159H31ZM44 157H46V156H44ZM43 157V158H44ZM53 157V156H52ZM73 157V156H72ZM34 158H32V160L34 159ZM43 158L41 159V161H43ZM48 158V157H47ZM74 158V157H73ZM36 159H34L35 161H36ZM45 159V158H44ZM52 159V158H51ZM50 159V160H51ZM178 159V160H179ZM25 160V161H24ZM33 160V161H34ZM37 160H39V159H37ZM54 160V159H53ZM66 160V159H65ZM69 160V159H68ZM71 160V159H70ZM69 160V161H70ZM29 161H28V163H29ZM32 161V163L30 162V164H35L34 162ZM40 161V160H39ZM38 161V162H39ZM23 162L24 163H27V161H26V157H25V159H23ZM48 162H49V160H48ZM58 162V161H57ZM56 162V163H57ZM71 162V161H70ZM82 162V163H83ZM22 163V161L20 160V162L18 163V165L19 164H21ZM24 163H23V166H24ZM27 163V164H28ZM40 163V162H39ZM43 163V162H42ZM41 163V164H42ZM50 163V162H49ZM48 163V164H49ZM54 163V162H53ZM52 163V164H53ZM99 163V164H98ZM40 164V165H41ZM44 165H46L45 164V162L43 163ZM43 164H42V166H43ZM51 164V163H50ZM51 164V165H52ZM59 164V163H58ZM68 164V163H67ZM66 163H65V166L67 165ZM81 164V163H80ZM84 164V163H83ZM2 165L4 166V167H2ZM62 165V164H61ZM69 165V164H68ZM75 165V164H74ZM78 165V164H77ZM85 165V164H84ZM90 165V166H91ZM94 165V166H95ZM176 165H177V167H176ZM60 166V165H59ZM58 166V167H59ZM64 166V165H63ZM64 166V167H65ZM91 166V167H92ZM32 168V170H31V168ZM39 167V166H38ZM44 167V166H43ZM53 167V166H52ZM52 167L49 169V170H51L52 169ZM63 167V168H64ZM95 167H97V166H95ZM95 167H94V169H95ZM258 167V168H257ZM22 168V167H21ZM24 168V167H23ZM73 168V167H72ZM76 168V167H75ZM90 168V167H89ZM88 168V169H89ZM93 168V167H92ZM99 168V167H98ZM123 168V169H122ZM253 168V169H254ZM13 168H11V172L10 173H13L12 171H15V170H17V167L16 168H14L15 170H12ZM35 169V170H34ZM48 169V168H47ZM77 170H78V168H76ZM75 169V171H77ZM91 169V168H90ZM89 169V170H90ZM122 169V170H121ZM130 169H132V170H134V171H132L133 173H129V170ZM22 170V169H21ZM20 170V171H21ZM26 170H25V172H26ZM65 170V169H64ZM97 170V169H96ZM99 170V169H98ZM97 170V171H98ZM101 170V169H100ZM17 171H19V170H17ZM27 171V172H28ZM60 171V172H59ZM69 171V170H68ZM84 171V170H83ZM86 171H88V172H94V174L96 173L97 174V176L96 175H92V173H91V175L92 176H89V174L90 173H88V172H86ZM264 171V170H263ZM24 171H23V174L25 173ZM131 172V171H130ZM2 173V172H1ZM21 173V172H20ZM78 173L80 174V176L78 175ZM7 174V173H6ZM14 174V173H13ZM17 174H18V172H17ZM17 174L15 175L16 177H17ZM104 174H106V175H104ZM264 174V173H263ZM2 175V174H1ZM5 175V174H4ZM10 175V174H9ZM21 175V174H20ZM102 175H103V177H102ZM109 175V176H108ZM259 175V174H258ZM257 175V176H258ZM13 176V175H12ZM14 176V177H15ZM29 176V175H28ZM86 175H84V177H85ZM101 176V177H100ZM114 176V177H113ZM255 176V175H254ZM256 176V181L257 180H260V178H259V176L257 177ZM261 176V175H260ZM6 177V176H5ZM5 177H4V179H5ZM9 177V176H8ZM15 177V178H16ZM19 177V176H18ZM107 177H109V178H107ZM11 179H15V178H12V177H10ZM9 178V179H10ZM81 178V179H80ZM3 179V180H4ZM108 179V181H109V183L106 181ZM8 180V179H7ZM17 180V179H16ZM81 180V181H80ZM90 180H92V182L93 183H95V181H96V186H97V189L93 186H90ZM3 182H5V181H3ZM8 182V181H7ZM20 182V181H19ZM33 182H35V183H37V185L35 184L34 186H33ZM91 182V183H92ZM118 182V183H117ZM238 182V183H239ZM248 182H250V183H252L253 181H250V179H249V181ZM258 182V181H257ZM11 183H13V180H12V182L10 181V184ZM22 183V182H21ZM25 183H26V181H25ZM44 183V184H43ZM54 183V185H56V184H58V185H56L55 187L52 185ZM242 183H243V181H242ZM241 183V184H242ZM254 183V182H253ZM252 183V184H253ZM15 184V183H14ZM13 184V185H14ZM20 184V183H19ZM18 184V185H19ZM24 184V183H23ZM43 184V185H42ZM47 184H50V186H48V187H50V188H43V186L45 185H47ZM105 184H106V186L108 185V187H104L105 186ZM247 184V183H246ZM246 184H245V186H244V188H246ZM12 185V184H11ZM6 186V185H5ZM7 186H9V185H7ZM16 186H17V182H16ZM16 186H15V188H16ZM243 186V185H242ZM247 186H250L249 184L247 185ZM254 186H256V185H254ZM36 187V188H35ZM47 187V186H46ZM54 187V188H53ZM90 187L92 188V189H90ZM7 188V187H6ZM14 188V187H13ZM33 188V189H32ZM243 188V187H242ZM257 188V187H256ZM264 188V187H263ZM1 189V188H0ZM11 189H12V187H11ZM21 189H23V187L21 188ZM25 189V188H24ZM28 189V188H27ZM79 189V190H78ZM89 189H90V191H89ZM249 189H251L250 187H249ZM7 190V189H6ZM35 190V191H34ZM111 192H110V191ZM239 190V189H238ZM243 190V189H242ZM244 190H248V187L246 188V189H244ZM243 190V191H244ZM252 190L254 191V189L252 188ZM259 190V189H258ZM263 190V189H262ZM9 191V190H8ZM76 191V192H77ZM240 191V190H239ZM239 191H238V193H239ZM28 192V191H27ZM75 192V191H74ZM74 192H72V193H74ZM84 192H82L83 193V195H84ZM93 192V193H94ZM235 192H236V190H235ZM245 192V191H244ZM260 192V191H259ZM262 192V191H261ZM264 192V191H263ZM9 193V192H8ZM71 193V194H72ZM92 193V194H93ZM94 193V194H95ZM232 193H233V191H232ZM237 193V194H238ZM22 194V193H21ZM25 194V193H24ZM69 194H70V192H69ZM97 194V195H98ZM254 194V193H253ZM48 195V196H47ZM53 195H55L54 197H53ZM82 194L80 193V196H81ZM82 195V196H83ZM89 195H86V196H88L89 197ZM235 195H236V193H235ZM238 195H240V194H238ZM262 195V194H261ZM5 196H6V194H5ZM12 196H14V194L12 195ZM11 196V197H12ZM61 196V195H60ZM65 195H63L62 197H64ZM81 196V197H82ZM85 196V195H84ZM85 196V197H86ZM92 196V195H91ZM99 196V195H98ZM106 196V195H105ZM117 196H119V195H117ZM116 196V197H117ZM257 196V195H256ZM51 197V196H50ZM100 197V196H99ZM107 197H108V195H107ZM115 197V196H114ZM231 197V196H230ZM28 198V197H27ZM126 198V197H125ZM236 198V197H235ZM2 199V198H1ZM105 199V198H104ZM261 199V198H260ZM246 200V199H245ZM3 201V200H2ZM29 202H30V200H28ZM108 201V200H107ZM214 201V202H215ZM224 201V200H223ZM222 201V202H223ZM35 202V203H36ZM219 202V203H220ZM249 202V201H248ZM31 203H32V200H31ZM34 203V202H33ZM42 203V202H41ZM62 203V202H61ZM87 204V203H86ZM222 204V203H221ZM224 204V203H223ZM228 204V203H227ZM233 204V203H232ZM28 205V204H27ZM38 205H40V203L38 204ZM202 205H204V207L202 206ZM209 205V204H208ZM219 205V204H218ZM234 205V204H233ZM10 206V205H9ZM11 206H16V205H11ZM89 206V205H88ZM201 206L203 207L202 209H204V211H203V213H202V216H199L198 217V215H194L195 216V218L194 217H190V218H192L191 220H187V218L189 217V214H190V212H192V211H195L194 209H196V208H201ZM228 206V205H227ZM264 206V205H263ZM70 207V206H69ZM93 207V206H92ZM91 208V207H90ZM110 209V208H109ZM130 209L132 210V212L130 211ZM85 210H86V208H85ZM93 210H95V209H93ZM100 210V209H99ZM55 211V210H54ZM59 211V210H58ZM67 211H68V209H67ZM127 211H130L131 212V214H127L128 216H131L130 218H131V220H130V222H128V220L125 218V221L127 220V222H128V224H125L124 223V221L122 220V218H121V214L120 213H123V216L125 215L126 216V214H124V213H126ZM51 212V211H50ZM53 212V211H52ZM61 212V211H60ZM65 211H63V213H64ZM75 212V211H74ZM81 212V211H80ZM79 212V213H80ZM96 212V211H95ZM224 212V211H223ZM70 213V212H69ZM86 213H87V211H86ZM59 214V213H58ZM109 214H110V212H109ZM36 215H37V213H36ZM60 215V214H59ZM87 215V214H86ZM192 215V214H191ZM54 216V215H53ZM85 216V215H84ZM109 216V215H108ZM111 216V215H110ZM226 216V215H225ZM68 217V216H67ZM76 217V216H75ZM88 217V216H87ZM96 217V216H95ZM103 217V216H102ZM92 218V217H91ZM128 218V217H127ZM38 219V218H37ZM87 219V218H86ZM89 219V218H88ZM97 219V218H96ZM221 219H223L224 220V217H222ZM221 219H219V220H221ZM106 220V219H105ZM147 220L149 221L150 220V222L152 221V223H154L153 225L151 224H149V226L147 225V226H144V224H146V223H148L147 222ZM156 220H158L159 222H157ZM222 220V221H223ZM88 221V220H87ZM99 221V220H98ZM103 221V220H102ZM140 221V222H139ZM141 221H142V224H141ZM155 221L157 222V223H155ZM226 221V220H225ZM145 222V223H144ZM227 222V221H226ZM225 222V223H226ZM90 223V222H89ZM140 223V224H139ZM144 223V224H143ZM164 223H166V224H164ZM228 223V222H227ZM4 224V223H3ZM2 224V225H3ZM94 224V223H93ZM92 224V225H93ZM219 224V223H218ZM229 224V223H228ZM231 224V223H230ZM98 225H99V223H98ZM99 225V226H100ZM36 226V225H35ZM231 226V225H230ZM216 227V226H215ZM176 231V229H177V231H178V229H179V231H178V233L177 234H175V232H173L174 230ZM173 230V231H172ZM211 230V229H210ZM230 230V229H229ZM28 231V230H27ZM188 231V230H187ZM196 231V230H195ZM208 231H209V229H208ZM236 231V230H235ZM186 232V231H185ZM207 232V231H206ZM221 232V231H220ZM197 233V232H196ZM208 233V232H207ZM216 233V232H215ZM147 234H152V236L150 235H147ZM165 234V237H162V235H164ZM212 234H214V233H212ZM228 234V233H227ZM24 235V234H23ZM146 235H147V237H146ZM188 235V234H187ZM128 236H129V238H128ZM186 236V235H185ZM1 237V236H0ZM171 237V239H169V238ZM217 238V237H216ZM224 239V238H223ZM7 240V239H6ZM169 241V243H171ZM174 241V240H173ZM3 242V241H2ZM175 242V241H174ZM10 244H11V241L9 242ZM14 243V242H13ZM12 243V244H13ZM16 243H18V241L16 242ZM169 243L168 242H166V246H167V244L169 245ZM8 244V243H7ZM133 244V245H132ZM136 244V245H137ZM185 244V243H184ZM187 245H188V243H187ZM4 246V245H3ZM24 246V245H23ZM137 246V247H138ZM8 247V246H7ZM20 247V246H19ZM184 249H186L185 247H183ZM183 248H182V250H183ZM20 249V248H19ZM140 249V248H139ZM23 250V249H22ZM187 250V249H186ZM13 251V250H12ZM27 251V250H26ZM146 251V252H145ZM167 251V250H166ZM168 251H169V249H168ZM23 252V251H22ZM28 252V251H27ZM164 252V253H163ZM171 252V251H170ZM174 252H176V251H174ZM172 253L171 252V254L172 255H170V257H172V256H174V254L175 253ZM181 252V251H180ZM186 252V251H185ZM138 253V252H137ZM140 253V252H139ZM135 254V253H134ZM142 254V253H141ZM165 254V255H164ZM168 254V253H167ZM176 254H177V252H176ZM175 254V255H176ZM183 254V253H182ZM14 255V254H13ZM149 255V254H148ZM178 256V255H177ZM186 256H187V254H186ZM23 257V256H22ZM170 258L169 256H167L166 255V257L165 258ZM179 257V256H178ZM7 258V257H6ZM28 258V257H27ZM175 258V257H174ZM177 258V257H176ZM176 258L174 259V260H176ZM219 258V257H218ZM11 259V258H10ZM148 259H150V260H152L151 259V257L149 258V256H148ZM183 259V258H182ZM3 260V259H2ZM8 260V259H7ZM155 260V261H156ZM172 260H173V258H172ZM5 260H3V262H4ZM19 261V260H18ZM147 261V260H146ZM163 261V260H162ZM9 262V261H8ZM158 262V261H157ZM196 262V261H195ZM30 263V262H29ZM146 263V262H145ZM152 263H153V261H152ZM151 263V264H152ZM5 264V263H4ZM13 264V263H12ZM18 264V263H17ZM27 264V263H26ZM141 264V263H140Z\"/></svg>","mask_w":264,"mask_h":264},{"label":"rangeland","instance_id":"374dc122","mask_svg":"<svg viewBox=\"0 0 264 264\" xmlns=\"http://www.w3.org/2000/svg\"><path fill=\"white\" fill-rule=\"evenodd\" d=\"M1 1V0H0ZM30 1L33 3L34 1V6H33V4L31 3L30 4ZM46 3H42V1L40 0V1H38V4L39 5H41V3L42 4H45L46 5V8L47 9H45V5H41V8H44L45 9V11L43 10V9H37V12L35 11L36 10V8H38L37 6V0H27V1H25L24 2V4H26L25 6H24V4H23V8L20 6V8L21 9H23L22 11H21V9H19L20 10V12H23L24 13V15H26V16H28V17H25L24 15H23V13H20V15H21V21H23L24 20V23H26L24 26V28H21V29H27V30H29V29H31L33 32H31V34H35V37H33V35H30L31 36V38H29V42L30 43H33V41L34 40H36V41H34L35 43L36 42H38V41H41V43L40 44H44V43H46V40H47V42L48 41H62V39L61 38H64V36H65V38L67 39V41L68 42H70V43H68V42H66V41H64L65 40V38H64V40H63V43H64V45L65 44H67L65 47V49H66V51L64 52V49H56V50H54V51H52V52H56V51H59V50H62V53L63 54H61L60 52L61 51H59V57H58V59L60 58V57H67V59L66 58H64V59H66L65 61H66V63H67V61H68V64H67V67H68V69H64L63 71H64V73L65 74H67V76H66V79H62V78H58L56 75H52V72L53 71H49V75H48V71H46V70H43V67L42 66H38V67H34V69H33V71L30 69L29 70V68H26L25 70H23V69H21L20 68V72H19V74L16 76V77H13L12 79L14 80L15 78V80L14 81H12L11 82V80L12 79H9L10 77H6V78H2V82H0V83H2L3 84V86H2V84L0 85V88H1V86H2V88H1V91H0V96H2V97H0V129H3V131H2V135H1V139H0V142L3 140V138L5 139L4 141H2V145H3V142L5 143L4 144V148H5V150H8L9 149V152H12L11 153V156H13V157H18L19 159H17V160H19L18 162H17V166L16 165H12L11 166V168H13L12 170H15L14 168H16L17 167V170H19V171H17V170H15V171H12L15 175L17 174V172H18V174H17V177L13 174V173H10L11 172V168H9L10 170H5L4 169V171L2 170V171H0V264H32L31 263V259H30V254H29V249H27L28 247L24 244V242L22 243L21 241H22V238H23V236H25V234H27L28 232H30V230L32 229V227L33 228H36L37 226H39V225H42V224H44V223H46V221H49V220H53V219H70V220H74V221H77V222H84V223H86V224H89V225H91V226H93L94 228H99V229H102L103 227L105 228L106 226H103V225H100V222H107L108 220H109V218L111 217H113L112 216V214L114 213L113 211H112V207H115V206H121V205H123V203H125L126 202V200L128 199V195L126 194V193H119V194H117V195H119V196H117V195H112L111 193L110 194H104L103 196L104 197H102V195L101 194H98V192H94V191H97L98 189H97V186H96V181H95V183H93L92 182V180H90L91 182H90V186H92L93 184V186L97 189V190H93L91 187H90V189H92L91 191H93V192H91L90 191V189H89V191L91 192V194L89 195V193L87 194H85V192L83 191V189H82V192H84V195L86 196V195H89V197L88 196H84L83 195V193L82 192H79V191H77L76 190V188H72L73 190H68L67 189V191L68 192H66V193H64V194H60V195H58V196H55V195H53V197L54 198H52V195H50L48 198H46V196L42 199V200H40V201H35L34 199H36L37 197H33V196H31V195H27L28 193H29V188H31L29 185H31V184H29L28 186H26L29 182H30V180H21L22 178H24V177H20V176H25L27 173H29V171L28 170H30L29 168H28V165L30 166L31 165V167H34V166H37V168H43L44 170H45V168H46V170L45 171H47L46 173H49L50 171H52V170H54L55 169V167H56V169L54 170V171H58V170H61V173L62 174H64V173H66V171L69 173V174H65L66 176H69L70 174H71V172H74V173H72L73 175L75 174V173H77V172H80L81 170V172H83L82 174H84V172H85V166H86V163L85 162H83L84 161V158H86L87 156H90V155H87V153H85L86 151L87 152H89L88 151V149L87 148H89V147H91L90 145L88 146L87 144H86V142H83V141H80V139H81V137L83 138V136L85 135L84 133V135L82 136L81 134H79L80 133V95L82 96H87V95H90L91 94V91H92V94L91 95H96L97 94V96L98 97H100V98H98V101L101 103V104H103V107H102V109L103 108H105L104 106H105V104L107 105V104H110L111 103V101H112V103H114L113 101L114 100H116V99H118V96L119 97H121L122 96V101L121 102H123V99L124 100H126V101H124L125 103H127L128 101H130V103L128 102V105H132V106H135V103L138 101V100H142V99H144V98H146V96L149 94V92L152 90V91H154V92H158L157 94H155V96H153V99H152V106H147L146 107V112L147 111H151V109H154L155 110V108H156V104H158V99L160 100L161 99V97H165V93L167 92V94H168V91H167V89H170V91H171V94L173 93H175L174 95H175V98H176V100L174 101V104L173 105H170V107H172V108H176L177 109V111L179 112V117L180 116H183V118H181L182 120H181V123H183V124H181V125H183V126H181V127H183L184 129H180V133H179V137L177 138V136H176V139L178 140V139H180V138H182V137H180V136H182L183 135V137L185 136V138L184 139H186L187 140V138H188V140H189V138L191 139V141L190 142H197V139H195L197 136H200L199 134H202V136H203V134H205V130H206V132H207V130H209L210 129V127L212 128L211 130H213V128L214 127H216L218 124H220L221 122H224V123H222L221 124V126L223 125H233V126H231V128H233L234 127V132H233V130L231 131V128L229 129L232 133H234V134H232L231 135V132H230V135L232 136L231 138H233V137H235V138H233V139H231V141H239L240 143L242 142V143H244V144H248L249 142V144H251L252 143V146L253 147H250L251 145H249V148H251V149H254L255 148V143H257V142H255V140L257 141V139L259 138H261V142L258 144V145H261V143L263 142L264 143V17L261 19H256L255 21H252V22H250V23H236L237 25H238V27H236V25H235V23L233 22L235 19H237L236 18V16H234L235 17V19H234V17H233V15H231L232 17H229L230 16V14L233 12V10H232V8L230 9V7H233L234 8V10H236L237 11V9H238V11L240 10L241 12H242V10L244 9V8H247V7H250L251 6V4L249 5V3H252L251 1L252 0H232V1H227V2H223L224 0H221V1H217L216 3H215V1L216 0H213V2H212V0H208L207 2H209V4L206 2V0L204 1V0H199V2H195V3H193V2H191L192 4H190V5H188V6H186L185 4H189L188 2H185L186 0H173L174 2H175V5L174 4H172L171 5V2H173V1H171V0H144V2L146 3V4H144V6H142L141 5V3H139V4H137V1H135V0H125V1H123V0H106L107 2H109V3H107L106 1H104V0H101L100 2H96L95 3V6H93V5H90V6H93V8L92 7H88V8H90V9H88V12H89V10H91L90 12H89V15H88V13L87 12H85L87 15H85V13H83V14H81V13H79L80 12V8H79V6H80V1H79V5H78V0H76V1H74V0H69V3H68V0H60L61 2L62 1H64L63 3H65V4H63V3H60V2H58L59 0H54V2L53 3H51V1H50V3H49V1L47 2L46 0H44ZM57 1V2H56ZM99 1V0H98ZM121 1V2H120ZM133 1H135V3H133ZM154 1V2H153ZM157 3H156V2ZM164 1H166V3H164ZM185 2V4H184V2ZM202 1L203 2H205V3H202ZM241 1V2H240ZM245 1V2H244ZM250 1V2H249ZM253 1H257V0H253ZM39 2H41V3H39ZM75 2H77V4H75ZM116 2V3H115ZM124 2V3H123ZM150 2V3H149ZM169 2H170V4H169ZM173 2V3H174ZM232 2V3H231ZM244 2V3H243ZM260 2H262L261 4H258L257 5V7H258V9L260 10V11H262L263 13H264V0H262V1H260ZM28 3V4H27ZM50 4V7H53L52 9L50 8V7H48V5L47 4ZM101 3V4H100ZM102 3H104V4H102ZM113 3V4H112ZM137 4V5H139V6H132L131 5V7H133V8H131L130 7V4ZM149 3V4H148ZM153 3V4H152ZM156 3V4H155ZM161 3V4H160ZM206 3H207V5H206ZM246 3H248V4H246ZM36 4V5H35ZM62 4V5H61ZM73 4V5H72ZM120 6H119V5ZM169 4V5H168ZM178 4H180V5H178ZM184 4V5H183ZM195 4V5H194ZM222 4H223V7L225 8H223L222 7ZM232 4V5H231ZM32 5V6H31ZM69 5V6H68ZM72 5V6H71ZM74 5H75V7L77 6V8L75 9V7H74ZM98 5L100 6V7H98ZM103 7H102V6ZM110 5H111V7H110ZM113 5H115V6H113ZM147 5V6H146ZM152 5V6H151ZM157 6L156 8H155V6ZM161 5V6H160ZM193 5V6H192ZM196 5H198V6H196ZM201 5V6H200ZM206 5V6H205ZM214 7H213V6ZM218 5V7H216ZM221 7H220V6ZM226 5H229V6H226ZM246 5H248V6H246ZM29 6L31 7V10L29 11L30 13H28V14H26L27 12V9L29 8ZM44 6V7H43ZM129 7V8H127V7ZM151 6V7H150ZM175 6V7H174ZM179 6V7H178ZM191 8H193V9H191ZM195 6L197 7L196 9H195ZM203 6V7H202ZM207 7V8H205V7ZM212 6V7H211ZM244 6H246V7H244ZM253 6V5H252ZM24 7H25V9H24ZM27 7V8H26ZM33 7V8H32ZM34 7H35V9H34ZM56 7H58V9L57 10H55L56 9ZM60 7V8H59ZM69 7V8H68ZM71 7H74V8H72L71 9ZM80 7H82V5L80 6ZM96 7H98L97 9H96ZM105 7L107 8V9H105ZM108 7H109V9H113V11L112 10H109L108 9ZM116 7V8H115ZM119 7H120V9H119ZM140 7H142V8H140ZM143 7L145 8L144 9V11H143ZM149 7V8H148ZM154 9H153V8ZM164 7V8H163ZM165 7H167V8H165ZM173 7H174V9H173ZM184 7V8H183ZM200 7V8H199ZM202 7V8H201ZM209 7L211 8V9H209ZM220 7V8H219ZM230 9H228V8ZM238 7V8H237ZM51 9V11H52V13L51 14H49L51 11H49L50 9ZM66 9V11H65V9ZM69 10H68V9ZM100 8V9H99ZM123 8H127L126 10L124 9L123 10ZM147 8V9H146ZM161 8V9H160ZM187 8H190L191 9V11H193L194 12V14L196 13L195 11H198L199 9V11L200 12H205L206 10L208 11H210V10H216L215 8H217V9H221L220 10V13H221V11H222V9H223V11H222V13L221 14H217L216 16H218V17H220L221 15L223 16L224 15V13L226 14V15H224V17H226L227 16V18L228 19H231L232 18V20H229V21H232V23L230 24V22H228V19H226L227 20V22H225L224 23V19L222 20L221 19V17H220V19H221V21H220V19L218 18H216L215 20H219L218 21V24H217V21H215L214 20V18L216 17L215 15H214V13H213V11H212V15H214V16H212L213 17V20H214V22L213 21H210L211 23L213 22V25H208V23L209 22H207V23H203V24H201L200 26H201V28H203L204 30L206 29V27L208 26V28L209 27H211V28H207L208 29V31H210L209 33L207 32L206 33V31H204L203 29H201V30H203L202 31V33H201V35H200V37L202 38V37H204L203 39H204V41H208V42H211V43H206V47H204V43L205 42H203V40L201 39V41H202V43L201 42H197L196 44H193V45H195V46H193V45H191V48H186L185 50L186 51H189V53L191 54H188L187 52H185V50H184V52L185 53H187V54H185L184 55V53H183V51L181 52L182 54H180V52L178 51V50H176V52L174 51V50H165V51H161V53H159L158 55H160L159 57H157L156 56V58H154L153 59V64L151 65L150 64V62H149V64L148 65H146V67H149V69H150V67H151V71L149 70V69H147L146 68V70H140L141 68H144L145 66H143V67H138V66H136V68H134L133 67V70H132V67L129 69V70H131L130 72L128 71L127 72V68L126 69H124L123 70V72L124 73H122L121 71H122V69H118V71H114L113 69L114 68H111V70L110 69H107V70H110L108 73H107V70H105L104 71V69H102V71L100 70V71H97V73L95 74L96 76H98V77H96L95 79H94V74H93V76H92V74H91V81H80V70L78 71V69H80V49H79V47H80V45H79V41H80V23H82V22H84L85 20L87 21L88 19H90L91 20V18L92 19H94V21H96L97 19V22L98 21H100V18H102L103 20L107 17V18H110L111 16H113L112 15V13L114 14V15H116V16H118V15H122V14H125L126 13V11H127V13L125 14V15H122L124 18H126L127 16L130 18V17H132L133 15L134 16H136V17H138V18H140V16L139 15H141V13H142V15L144 16V15H147V14H151V16H152V13L154 14V17H155V14L157 13V17H158V23H163L161 20L163 19V21L167 18V20H166V23H169V22H171L172 23V20L173 21H175L176 22V20H177V16L175 17V15H179V18H181V19H183V18H186L187 16H191L192 14H193V12H192V14H190V9L189 10H186ZM199 8V9H198ZM204 8V9H203ZM235 8H237V9H235ZM241 8V9H240ZM243 8V9H242ZM30 9V8H29ZM54 9V10H53ZM63 9V10H62ZM71 9V10H70ZM93 9V10H92ZM94 9H96V10H94ZM115 9V10H114ZM119 9V10H118ZM135 9V10H134ZM162 9H166V10H162ZM48 10V11H47ZM61 10V11H60ZM98 10H101L102 12H101V14H100V12L98 11ZM123 10V11H122ZM130 10V11H129ZM134 10V11H133ZM159 10H161V11H159ZM169 10H170V13L172 12L173 13V15H169ZM178 10V11H177ZM224 10H226V11H224ZM244 10H246V9H244ZM243 10V11H244ZM26 13H25V12ZM33 11H35V12H33ZM48 13H47V12ZM64 11V12H63ZM71 11V13H70V15H69V12ZM78 11V12H77ZM108 11L109 12H111V15L109 16V13H108ZM132 11V12H131ZM145 12V13H143V12ZM150 11V12H149ZM165 11L167 12V13H165ZM198 11V12H199ZM227 11L229 12V11H231L230 13H229V15L227 14ZM239 11V13H237L238 15L241 13ZM33 12V13H32ZM55 12V13H54ZM58 12H59V14H58ZM75 12V13H74ZM77 12V13H76ZM116 12L118 13V15L116 14ZM121 12V13H120ZM125 12V13H124ZM131 13V14H129V13ZM134 12V13H133ZM139 12V13H138ZM148 12V13H147ZM162 12V13H161ZM164 12V13H163ZM179 12V13H178ZM187 12V13H186ZM188 12H189V15H188ZM217 12H219V10H216L215 11V13H217ZM35 13V15H33ZM39 13V14H38ZM42 15H41V14ZM75 15H74V14ZM105 13H108V14H105ZM137 13V14H136ZM177 13V14H176ZM182 13V14H181ZM184 13H186V16L184 15ZM234 13H236L235 11L232 13V14H234ZM33 15V17L32 18H30V15ZM38 14V15H37ZM78 14V15H77ZM81 14V15H80ZM104 14L105 15H107V16H105L104 17ZM128 14V15H127ZM159 14L161 15V16H159ZM165 16H164V15ZM168 14V15H167ZM193 14V15H194ZM198 15H199V13H197ZM197 14H195V15H197ZM50 15V16H49ZM53 15H55V16H53ZM62 15H65V16H62ZM74 15V16H73ZM85 15V16H84ZM91 15V16H90ZM96 15H102L100 18H98V16L97 17H95L96 18V20H95V18H94V16H96ZM130 15V16H129ZM141 15V16H142ZM235 15V14H234ZM35 16V17H34ZM38 18H37V17ZM40 16V17H39ZM70 16V17H69ZM76 16V17H75ZM163 16V18H161ZM172 16H174L175 17V19L176 20H174V17H172ZM182 16V17H181ZM17 17H20V16H17ZM45 17V18H44ZM48 17H50V18H48ZM87 17H89V18H87ZM91 17V18H90ZM148 17V16H147ZM150 17V16H149ZM157 17H156V19H157ZM166 17V18H165ZM170 17V18H169ZM24 18V19H23ZM25 18H26V21L27 20H30V21H25ZM84 18H85V20H84ZM160 18V19H159ZM168 18L169 19H171L170 21L168 20ZM179 18H178V20H179ZM188 18V17H187ZM239 18V17H238ZM15 19V18H14ZM14 19L12 20V19H9V21H3L2 20V23L5 25V27H7V26H9V28L7 29V28H5V29H3L4 27H2L3 26V24H2V26L0 25V27L2 28L1 30H5V31H7V32H9L8 34H10L9 36H10V39L12 40H10V45L9 46H7V43L5 44V45H3L2 47H3V50H2V48L0 49V60L1 59H3L4 57H8L9 56V53H10V51L8 50L9 48L8 47H11V46H13L14 47V49L13 50H15V49H17V46L18 47H20V50H21V47L22 46H24V47H29V43L28 44H26V42H23L22 40H21V38H23L22 37V34L20 33V32H18L17 33V29L19 28H15V27H17V25L18 24H20V20H17V23H15L16 21H14ZM16 19H20V18H16ZM32 19V20H31ZM35 19V20H34ZM46 19H47V21H46ZM51 19H53V20H55V23L53 22V20H51ZM84 20V21H80V20ZM102 19H101V21H102ZM1 20V19H0ZM64 20H66V21H64ZM70 20V21H69ZM89 20V21H90ZM177 20V21H178ZM42 21V22H41ZM44 21V22H43ZM60 23H59V22ZM67 21H68V23H67ZM160 21V22H159ZM5 22V23H4ZM9 24H7V23ZM12 24V23H15L14 25H15V27H13L14 25L12 24H10V23ZM29 22V23H28ZM31 22L33 23H35V25H34V23L33 24H31ZM49 22V23H48ZM51 22V23H50ZM66 24H65V23ZM71 22V23H70ZM103 22V21H102ZM216 22V23H215ZM219 22H221V23H223V24H219ZM22 23V22H21ZM73 23V25H71ZM76 23H78V24H76ZM99 23V22H98ZM174 23V22H173ZM211 23H209V24H211ZM1 24V23H0ZM7 24V25H6ZM38 24V25H37ZM52 24H53V26H52ZM55 24V25H54ZM65 26H64V25ZM207 24V25H206ZM244 24V25H243ZM247 24V25H246ZM37 25V26H36ZM46 25H47V27H46ZM51 27H50V26ZM60 25H62V28H63V32L61 31V26ZM67 25V26H66ZM68 25H71V26H69L68 27ZM206 27H205V26ZM221 26V27H219V26ZM225 25H226V27H225ZM233 25V26H232ZM15 29V30H17V31H12L13 30V28ZM19 26V25H18ZM21 26H22V24H21ZM27 26V27H26ZM28 26H30V27H28ZM34 26V27H33ZM58 26V27H57ZM215 26V27H214ZM218 26V27H217ZM244 28H243V27ZM246 26V27H245ZM23 27V26H22ZM36 27V28H35ZM38 27H40V30L38 29ZM45 27V28H44ZM54 29H53V28ZM66 27V28H65ZM71 27V28H70ZM74 27H76L75 29H74ZM205 27V28H204ZM46 28H47V30H46ZM49 28V29H48ZM69 28V29H68ZM78 28V30H76ZM169 29L171 28V27H168ZM213 28V29H212ZM215 28H216V30H215ZM224 28V29H223ZM227 28L229 29L228 30V32L226 31L227 30ZM242 28V29H241ZM39 30V32H38V30ZM65 29H66V31H65ZM72 29L74 30V32H73V35L71 36V34L72 33H70L71 31H72ZM156 29V28H155ZM167 29V28H166ZM165 29V30H166ZM169 29H167L168 31H166V32H169L170 30ZM206 29V30H207ZM220 29H221V31H220ZM241 29V30H240ZM19 30H20V28H19ZM30 30V31H31ZM45 30V31H44ZM54 30V31H53ZM160 29H158V32H156L157 34H159V32H161L162 31V29H161V31H159ZM164 30V31H165ZM212 30H214V31H212ZM226 31V32H224V31ZM231 30H233V31H235L234 33L231 31ZM3 31H1V32H3ZM36 31V33L38 34H36V33H34ZM43 31V32H42ZM48 32V34H45V33H47ZM53 31V32H52ZM56 31V32H55ZM153 31V30H152ZM164 31H162V32H164ZM218 33H217V32ZM239 31H241V32H239ZM262 31V32H261ZM0 32V34H2ZM61 32V33H60ZM69 32V36L67 35V33ZM161 32V33H162ZM166 32H164V33H162V34H166ZM216 32V33H215ZM221 32V33H220ZM225 34H223V33ZM230 32H231V34H230ZM40 33H42L41 35H40ZM64 35H63V34ZM75 33H77V34H75ZM153 33H155V31L153 32ZM205 33V34H204ZM214 33V34H213ZM257 33V34H256ZM6 34V33H5ZM7 34V35H8ZM12 34V35H11ZM19 34V35H18ZM45 34V35H44ZM61 36H59V35ZM62 34V35H61ZM213 34V35H212ZM218 34V35H217ZM220 34V35H219ZM230 34V35H229ZM236 35V37L235 36H233V35ZM237 34H238V36H237ZM49 37H48V36ZM74 35H75V37H74ZM161 35V34H160ZM202 35H204V36H202ZM215 35V36H214ZM221 35H223V36H221ZM16 36V37H15ZM55 36H57L56 37V39L54 40L53 38H55ZM63 36V37H62ZM68 36V37H67ZM72 37V39H71V37ZM210 36V37H209ZM217 36H218V39H217ZM227 36H228V38H227ZM13 37H15L16 39H14ZM21 37V38H20ZM32 37L34 38V39H32ZM48 37V38H47ZM59 37V38H58ZM214 37V38H213ZM216 37V38H215ZM220 37H222V39H220ZM24 38H26V36H24ZM68 38H70V39H68ZM207 38H209V39H207ZM227 38V39H226ZM260 38V39H259ZM58 39V40H57ZM61 39V40H60ZM77 39V40H76ZM214 41H212V40ZM215 39V40H214ZM232 39V40H231ZM257 39V40H256ZM21 40L22 42H19V41ZM72 40V41H71ZM74 40H76L75 42H74ZM217 40V41H216ZM44 41V42H43ZM77 41L79 42V43H77ZM216 41V42H215ZM20 43V46H19V43ZM73 42V43H72ZM17 43V45H15ZM21 43L23 44V45H21ZM25 43V44H24ZM213 43V44H212ZM262 43V44H261ZM34 44V43H33ZM33 44L32 45H30V46H33ZM71 44H72V46H71ZM78 46H77V45ZM200 46H199V45ZM202 44V45H201ZM207 44H208V46H207ZM219 44V45H218ZM226 46H225V45ZM69 45V46H68ZM73 45H74V47H73ZM221 45V46H220ZM15 46H16V48H15ZM41 46H43V45H41ZM67 46L68 47H71V48H73V49H71V48H67ZM78 48H76V47ZM204 47V50H206V51H204L203 50V47ZM254 46V47H253ZM200 47V50H196V48H199ZM201 47H202V49H201ZM212 47V48H211ZM227 47V48H226ZM250 47V49H245L244 50V48H249ZM252 47V48H251ZM256 47V48H255ZM8 48V49H7ZM76 48V49H75ZM210 48V52H211V49H212V52H213V54L212 53H210V54H208V49ZM215 48V49H214ZM225 48V49H224ZM5 49V50H4ZM191 51H190V50ZM218 49V50H217ZM255 49V50H254ZM11 50H12V48H11ZM18 50H19V48H18ZM17 51L16 50V53H18L17 55H19L20 53H22L24 50H21V51ZM77 50H79L78 51V53L77 52H75V51H77ZM192 50H194V51H192ZM196 50V51H195ZM223 50V51H222ZM235 50V51H234ZM1 51H3V52H1ZM5 51H6V53L8 54H6L5 53ZM72 51V52H71ZM171 51H174V53L172 52L171 53ZM227 51H229V52H227ZM239 51H240V53H239ZM243 51V52H242ZM263 51V52H262ZM51 52V53H52ZM69 54H71L70 55V57L67 55V53ZM164 52H165V54H164ZM171 53V55H170V53ZM196 53V55H195V53ZM223 52V53H222ZM250 52V53H249ZM256 52V53H255ZM262 52V53H261ZM4 53V54H3ZM16 53L14 54V55H16ZM66 53V55H64ZM176 53H177V55H176ZM198 53H199V55H198ZM204 53H205V55H204ZM216 53V54H215ZM235 53V54H234ZM245 53V54H244ZM253 53H255V54H253ZM35 54H37V53H35ZM62 56H61V55ZM75 56H74V55ZM174 56H173V55ZM194 54V55H193ZM201 54H203V56L201 55ZM214 54L215 55H217L219 58H221V59H218L217 58V60L214 58L213 59V56H214ZM240 56H239V55ZM260 54V55H259ZM7 55V56H6ZM54 55H57L58 56V52L56 53V54H54ZM179 55V56H178ZM181 55V56H180ZM244 55H245V57H244ZM144 56V55H143ZM166 56V57H165ZM167 56H168V58H171L170 60L173 62V64L172 63H169V62H171L168 58H167ZM170 56V57H169ZM174 58H173V57ZM193 56V57H192ZM195 56V57H194ZM207 58H206V57ZM208 56H210V57H208ZM217 56H215V57H217ZM74 57V58H73ZM76 57V58H75ZM82 57V56H81ZM167 58V59H165L164 60V58ZM181 57V58H180ZM184 57V58H183ZM187 57H190V59H188ZM197 57V58H196ZM200 57H202V58H200ZM247 57V58H246ZM262 57V58H261ZM83 58V57H82ZM82 58H81V60H82ZM160 58V59H159ZM183 58V60H181ZM194 59V58H196V60H191V59ZM230 58V59H229ZM255 58V59H254ZM16 59V58H15ZM14 58L12 59V60H15ZM77 59V60H76ZM180 59V60H179ZM206 59V60H205ZM213 59V60H212ZM46 60V59H45ZM44 60V61H45ZM72 60V61H71ZM159 60H161V61H159ZM176 60V61H175ZM203 60V61H202ZM210 60H212V61H210ZM215 60V61H214ZM221 60V61H220ZM74 61H77L78 63H79V67H78V63L77 62H74ZM165 61V62H164ZM177 61H179V62H177ZM184 61V62H183ZM217 61V62H216ZM234 61V62H233ZM258 61H259V63H258ZM177 62V63H176ZM193 62V63H192ZM205 62H206V64H205ZM208 62V63H207ZM222 62V64H220ZM246 64H245V63ZM248 62V63H247ZM262 62V63H261ZM71 63V64H70ZM75 63H76V66H74V67H78L77 69H76V72L78 71V73H76L75 74V72H73V74H71L72 72H70L69 70V66L71 65L72 66V64H74L75 65ZM165 63V64H164ZM167 63V64H166ZM187 65H185V64ZM236 63H238V64H236ZM257 63V64H256ZM155 64H156V66H155ZM161 64H164V65H161ZM171 64V65H170ZM190 64H192V65H190ZM210 64V65H209ZM215 64V65H214ZM219 64V65H218ZM227 64V65H226ZM237 66H236V65ZM150 65V66H149ZM154 65V66H153ZM158 65V66H157ZM161 66V68H160V66ZM170 66L171 68H173V70L171 69V71L173 72V71H175L173 74L170 72V68L168 67V66ZM178 65V66H177ZM213 65V66H212ZM225 65V66H224ZM246 65H248V66H246ZM254 65V66H253ZM154 67V69H153V67ZM162 66H163V69L165 68V69H168L167 71H168V75H164V73L166 74V70L164 69V70H162ZM167 66V67H166ZM178 67L177 69H176V67ZM211 66V67H210ZM226 66H228V67H226ZM229 66H232V67H229ZM261 66V67H260ZM73 67V66H72ZM71 67V68H72ZM155 67L157 68V67H159V69L158 70H156L155 69ZM183 67H184V69H183ZM193 67V68H192ZM198 67V68H197ZM203 69H202V68ZM217 67V68H216ZM238 67H240V68H238ZM247 67V68H246ZM38 68H40V69H38ZM196 68V69H195ZM221 68V69H220ZM233 68V69H232ZM254 68V69H253ZM36 69H38V71L36 70ZM45 69V68H44ZM117 69V68H116ZM139 69V71H137ZM176 69V70H175ZM188 69V70H187ZM213 69V70H212ZM240 69V71H238ZM255 69H256V71H255ZM259 69V70H258ZM112 70H113V73L115 72V74L116 75H118L117 77H119L120 79H122V80H119V78H117L116 77V75L114 74V76H112L113 75V73H112ZM134 70H136V72L134 71ZM148 70V71H147ZM153 70L156 72V71H158L157 73H158V75H156L157 73H155V72H153ZM160 70H162V72L160 71ZM184 70H185V72H184ZM186 70H187V72H188V74L186 75L185 73H187L186 72ZM191 70H193L192 72H191ZM210 70V71H209ZM248 70L249 71H251V72H248ZM17 71V70H16ZM120 71V72H119ZM132 71H134V73L132 72ZM142 71V72H141ZM152 72V73H150V72ZM215 73V75L213 74V72ZM226 71V72H225ZM253 71H255V72H253ZM258 71V72H257ZM260 71V72H259ZM11 72V71H10ZM23 72H25V74L23 75ZM31 72L34 74H31ZM45 72V73H44ZM69 72H70V74H69ZM104 72V73H103ZM106 72V73H105ZM138 72V73H137ZM163 73L162 74V76H161V74H159V73ZM176 72H178V73H176ZM218 72V73H217ZM244 74H243V73ZM257 72V73H256ZM29 73V74H28ZM38 73V74H37ZM47 73V74H46ZM101 75H100V74ZM120 73H122V75L126 78V77H128V78H124L126 81H123V78H122V75L120 74ZM127 73V74H126ZM128 73L130 74V75H128ZM137 73V74H136ZM143 73H145V74H147V73H149V74H147V75H145V74H143ZM170 73V74H169ZM182 73H183V77H184V74H185V80H182V82H175V83H173L172 81H169V80H166V78L167 79H169L170 77H172V75L174 76L175 74H177L178 76L181 74L182 75ZM225 73V74H224ZM228 73V74H227ZM252 73V74H251ZM263 73V74H262ZM27 74V75H26ZM44 74L46 75L45 77H44ZM103 74H112L111 75V77L113 78L114 77V81L115 82H111V81H109V83H108V80L106 79L107 78V75L105 76V75H103ZM132 74H135V75H132ZM139 74V75H138ZM140 74H142L141 76H140ZM191 74V75H190ZM196 74V75H195ZM206 74V75H205ZM250 76H249V75ZM259 76H258V75ZM25 76V77H23V76ZM31 75V76H30ZM33 75V76H32ZM36 75V76H35ZM40 75V76H39ZM43 75V76H42ZM90 75V74H89ZM103 75V76H102ZM145 75V76H144ZM149 75V76H148ZM150 75L151 76H157L156 78H159V80L162 78V77H165V78H162V79H164V82L163 83H165L164 85H161L160 83V85L158 84L157 86H151V84H150ZM160 75V76H159ZM164 75V76H163ZM201 75V76H200ZM227 75V76H226ZM230 75V76H229ZM237 75V76H236ZM254 75H256L255 77H254ZM263 75V76H262ZM25 78L26 79V81H24L23 80V78ZM35 76V77H34ZM56 76V77H55ZM77 76H79V77H77ZM130 76V77H129ZM136 76V77H135ZM191 77V79L192 80H190V77ZM193 76H194V78H193ZM197 76V77H196ZM218 76V77H217ZM241 76V77H240ZM243 76H244V78H243ZM257 76H258V78L259 79H257ZM20 77V78H19ZM29 77V78H28ZM43 77V78H42ZM47 77V78H46ZM53 77V78H52ZM76 77V78H75ZM88 77H90V76H88ZM104 77V78H103ZM106 77V78H105ZM110 76L108 75V79H112V78H109ZM137 77H139V78H141V79H138ZM145 77V78H144ZM150 77V78H149ZM202 77H204V78H202ZM215 77H217V78H215ZM228 77V78H227ZM239 77H240V79H239ZM34 78V79H33ZM42 78V79H41ZM47 79L46 81L44 80V79ZM53 80H51V79ZM79 78V79H78ZM149 78V79H148ZM155 78V77H154ZM230 78V79H229ZM246 78V79H245ZM249 78V79H248ZM254 78V79H253ZM19 79V80H18ZM20 79H22L23 81H20ZM29 79V80H28ZM38 79H40V80H38ZM89 79V80H90ZM106 79V81H104ZM146 81H145V80ZM153 79V78H152ZM187 79H189L188 81H187ZM237 79V80H236ZM243 79V80H242ZM251 79V80H250ZM256 79V80H255ZM261 79V80H260ZM263 79V80H262ZM8 80V81H7ZM38 80V81H37ZM113 80V79H112ZM129 80H132V81H129ZM149 82H148V81ZM227 80V81H226ZM246 80H247V82H246ZM254 80H255V82H254ZM4 81V82H3ZM7 81V82H6ZM22 83V87H21V83ZM28 81H30V82H28ZM34 83H33V82ZM41 81V82H40ZM61 81V82H60ZM119 81V82H118ZM134 81V83L132 84V82ZM136 81V82H135ZM138 81V82H137ZM140 81H142V82H140ZM184 81V82H183ZM9 82V83H8ZM25 82V83H24ZM40 82V83H39ZM97 84H95V83ZM106 82V83H105ZM123 82V83H122ZM128 82V83H127ZM169 82V83H168ZM172 84H171V83ZM195 82V83H194ZM253 82V83H252ZM5 83V84H4ZM14 83H16V85L14 84ZM24 83V84H23ZM28 83V84H27ZM36 83V84H35ZM37 83H39V84H37ZM93 83H94V85H93ZM115 83V84H114ZM127 83V84H126ZM141 83L142 84H144V86L143 85H141ZM150 85H149V84ZM193 83V84H192ZM201 83V84H200ZM235 83V84H234ZM263 83V84H262ZM9 84V85H8ZM27 84V85H26ZM91 84V85H90ZM130 84V85H129ZM139 84V85H138ZM6 85V86H5ZM11 85H15L14 87L13 86H11ZM18 85V86H17ZM29 85V86H28ZM53 85V86H52ZM55 85V86H54ZM96 85V86H95ZM98 85L102 88H100V87H98ZM20 86V87H19ZM84 86V87H83ZM258 86V87H257ZM4 87V88H3ZM8 87V88H7ZM18 89H17V88ZM32 87V88H31ZM39 89H38V88ZM61 87H63V89L61 88ZM93 87V88H92ZM113 87H115L116 89H114ZM117 87H119V88H117ZM159 89H158V88ZM174 87V88H173ZM246 87V88H245ZM248 87V88H247ZM252 87V88H251ZM15 88V89H14ZM244 88V89H243ZM251 88V89H250ZM254 88V89H253ZM255 88H258V89H255ZM36 89V90H35ZM59 89H60V91H59ZM68 89V91H66ZM84 89V90H83ZM111 89V90H110ZM147 89V90H146ZM154 89V90H153ZM173 89V90H172ZM178 89V90H177ZM187 89V90H186ZM195 89V90H194ZM218 89H220V90H218ZM229 89H230V91H229ZM233 89L235 90L234 92H233ZM240 89H242V90H240ZM9 90H11L10 92H9ZM25 90V91H24ZM29 90V91H28ZM101 90V91H100ZM116 91V92H112V91ZM123 90V91H122ZM165 90V91H164ZM209 90V91H208ZM239 90V91H238ZM245 92H247V93H245ZM249 90V91H248ZM255 92H254V91ZM36 91V92H35ZM42 91V92H41ZM62 91V92H61ZM71 91V92H70ZM95 92V94H93L94 92ZM110 91V92H109ZM120 91V92H119ZM124 93H122V92ZM125 91V92H124ZM134 91V92H133ZM151 91V92H152ZM206 91V92H205ZM213 91V92H212ZM219 91V92H218ZM226 91V92H225ZM228 91V92H227ZM237 91H238V93H237ZM253 93H252V92ZM260 91V92H259ZM41 92V93H40ZM54 92V93H53ZM58 92H60L59 94H58ZM118 92V93H117ZM160 92V93H159ZM198 92H201L202 93V95H203V92H204V94L206 95V93L208 94V95H206V98L208 99H206L205 100V98H203V99H201V100H198L197 98L200 96H198L197 94H198ZM220 92H222V93H220ZM225 92V93H224ZM259 92V93H258ZM8 93V94H7ZM10 93H12L13 94V96H15V97H13L12 96V94H10ZM27 93H30V94H27ZM46 93V95H44ZM53 93V94H52ZM62 93V94H61ZM68 93V95H69V93H71L69 96H65V94H67ZM78 93V94H77ZM99 93V94H98ZM102 93V94H101ZM119 93H121V94H119ZM127 93V94H126ZM140 93V94H139ZM145 94V95H142V94ZM200 93V94H201ZM212 93V94H211ZM224 93V94H223ZM228 93H229V95H230V93L232 94H234V96L233 97H231V95L229 96L228 95ZM246 95H245V94ZM257 93V94H256ZM15 94V95H14ZM25 94H27V95H25ZM58 96H57V95ZM64 94V95H63ZM84 94H86V95H84ZM111 94V95H110ZM113 94H115V95H113ZM129 94V95H128ZM147 94V95H146ZM182 94V95H181ZM188 94V95H187ZM232 94V95H233ZM7 95V96H6ZM11 95V96H10ZM18 97H17V96ZM20 95H22V96H20ZM35 97H37V99L35 98V101H36V103H35V101H34V96ZM50 95V96H49ZM55 95V96H54ZM77 95V96H76ZM105 95V96H104ZM121 95V96H120ZM124 95H127V96H124ZM134 95H136V96H134ZM185 95V96H184ZM186 95H187V97H186ZM194 95H197L196 97H194ZM201 95V96H202ZM204 95V96H205ZM217 95L219 96V97H217ZM223 95V96H222ZM239 96V97H237V96ZM244 97H243V96ZM254 95V96H253ZM257 95V96H256ZM4 96H6V97H4ZM10 96V97H9ZM27 96H29V97H27ZM46 96H48V97H46ZM65 97V100H64V98L63 97ZM124 96V97H123ZM145 96V97H144ZM182 96V98H180ZM201 96L199 97V99L201 98ZM228 96V97H227ZM7 97H9V98H11L12 100H10L9 98H7ZM22 97V98H21ZM46 97V99H43V98H45ZM49 97H51V98H49ZM58 97H60V98H58ZM67 97H69L68 99L69 100H67ZM71 97H73V98H71ZM75 97V98H74ZM76 97H78V98H76ZM108 97V98H107ZM133 97V98H132ZM137 97H138V100H137ZM185 98V100H184V98ZM190 97H194V98H190ZM212 97H217V98H215V101L213 100L214 98H212ZM220 97H222V99H220ZM234 97H236V98H234ZM254 97V98H253ZM5 98V99H4ZM42 98V99H41ZM58 98V99H57ZM71 98V99H70ZM108 99V100H105V99ZM113 98V99H112ZM225 98V99H224ZM239 98V99H238ZM248 98H250V99H248ZM5 100V102L4 101H2L1 102V100ZM56 99H57V102H56ZM101 99H103V100H101ZM129 99V100H128ZM192 100L191 102L190 101H188L187 102V100ZM198 100V101H196V100ZM219 100L218 101V103L219 104H221V103H223L224 102V105L222 104V107L224 108V109H222V111L224 112V110H225V112L223 113L224 115H226V116H222L224 119H222V117L220 118L219 116H217V115H215L216 114V111L219 109V106L220 105H218V103H217V100ZM243 99V100H242ZM246 101H245V100ZM6 100L8 101V102H6ZM50 100H54L55 101V103H54V101H50ZM66 100H67V102H66ZM70 100H71V102H70ZM135 100V101H134ZM197 102V104H196V102ZM203 100V101H202ZM240 100V101H239ZM253 100V101H252ZM12 101H14V102H12ZM26 101V102H25ZM32 101H34V102H32ZM43 101V102H42ZM46 101V102H45ZM70 103H69V102ZM98 101H96V103H98ZM109 101V102H108ZM182 101H183V103H185L184 105H183V103H182ZM193 101L195 102V103H193ZM201 101V103H198V102H200ZM215 103H217V104H215ZM234 101H237L236 103L234 102ZM244 101V102H243ZM17 102V103H16ZM22 102V103H21ZM49 102V103H48ZM60 102V103H59ZM62 102V103H61ZM73 102H74V104H73ZM106 102V103H105ZM123 102V103H124ZM187 102V103H186ZM190 102V103H189ZM211 102V103H210ZM221 102V103H220ZM228 102V103H227ZM250 102V103H249ZM13 103V104H12ZM19 103V104H18ZM22 105H21V104ZM26 103V104H25ZM67 103V104H66ZM78 103V104H77ZM100 103L98 104V105H100ZM134 103V104H133ZM192 103V104H191ZM206 105H205V104ZM7 106H6V105ZM31 106H30V105ZM46 104V105H45ZM65 105V107H67V108H63L64 107V105ZM178 104V105H177ZM180 104H182L181 106H180ZM190 104H191V107L193 106V104L195 105V107L193 106V109L191 110V107H189L190 106ZM202 104H204V105H202ZM230 104H232V106L230 105ZM234 104H236V105H234ZM4 105V106H3ZM13 106V108H15L14 106H16V108H15V110L13 109L12 110V107H10V106ZM19 105V106H18ZM27 105H28V107H27ZM54 105V106H53ZM59 105V106H58ZM116 104H111V106H115ZM118 105V104H117ZM116 105V106H117ZM127 105V106H128ZM177 105V106H176ZM187 105H189L188 106V108L186 109V107H187ZM215 106V108H214V106ZM225 105L226 106H228L227 108L225 107ZM260 105V106H259ZM21 106V107H20ZM26 106V107H25ZM33 106V107H32ZM50 106V107H49ZM74 106V108H72ZM111 106H107V108L105 109V110H109V109H111V110H114V108L113 107H111ZM125 106V105H124ZM154 106V107H153ZM185 106V107H184ZM231 106V107H230ZM237 106L238 107H240V106H242L240 109H238L237 108ZM249 108H248V107ZM17 107H20V108H17ZM23 107V109H21ZM25 107V108H24ZM49 107V108H48ZM59 107V108H58ZM101 107L99 106V108L97 107V109H101ZM109 107V108H108ZM111 107V108H110ZM131 106H129V110H132L134 107H132V108H130ZM177 107H179V108H181V110L179 109V108H177ZM209 107V108H208ZM217 107H218V109H217ZM232 107H234L236 110L234 111V108L232 109ZM2 108H3V110H2ZM10 108V109H9ZM30 108V109H29ZM44 108H47V109H44ZM51 108V109H50ZM54 108V109H53ZM70 108V109H69ZM184 108V109H183ZM221 108V107H220ZM228 108H229V110H228ZM8 110V111H5L4 112V110ZM21 109V110H20ZM28 109V110H27ZM35 109V110H34ZM58 109H65L64 111L62 110V114L63 115H66V121H67V119H68V121L67 122H70V123H72V125H74V124H76V122L78 121V127H79V130H78V127H77V124L76 125H74V126H72V125H70V123H68L67 124V122L66 121H64L65 120V116L63 117V115H61V110H58ZM67 109V110H66ZM101 109V110H102ZM188 109H190V110H188ZM215 109H217V110H215ZM232 109V110H231ZM258 109V110H257ZM260 109V110H259ZM18 110H19V113H18ZM24 110L26 111V113L24 112ZM39 110V111H38ZM54 110V111H53ZM79 110V111H78ZM111 110H110V112H111ZM143 110V109H142ZM144 110H145V108H144ZM154 110H152V111H154ZM180 110V111H179ZM240 110H242V111H240ZM246 110H248V111H246ZM254 110H255V112H254ZM1 111H3V112H1ZM36 111V112H35ZM48 111V112H47ZM53 111V112H52ZM59 111V112H58ZM123 111H124V109H123ZM123 111H121L120 113H119V115H122V113H124ZM200 111V112H199ZM221 111V112H222ZM244 111V112H243ZM246 111V112H245ZM258 113H257V112ZM24 112V113H23ZM32 112H34L33 114H32ZM45 114H44V113ZM54 112H57V113H54ZM214 112H215V114H214ZM31 114L30 116H27V114ZM40 113V114H39ZM54 114L53 116H48L49 114ZM66 113V114H65ZM198 115H197V114ZM206 113V114H205ZM212 113V114H211ZM10 114V115H9ZM18 114V115H17ZM22 114V115H21ZM42 114H44V115H46V116H41ZM59 114V118L61 119L62 117L64 118H62L63 120H59V118H56V116ZM200 114H201V116H200ZM213 114H214V117L215 116H217V117H215L214 119H213ZM228 114V115H227ZM241 114H243V116L241 115ZM253 114V115H252ZM40 115V116H39ZM69 115H70V117H69ZM77 115V116H76ZM204 115V116H203ZM208 115V116H207ZM257 115V116H256ZM11 116V117H10ZM13 116H15V118H13ZM20 116V117H19ZM38 116V117H37ZM197 116H199V117H197ZM240 116V117H239ZM5 117V118H4ZM8 117V118H7ZM11 119H10V118ZM29 117V118H28ZM42 117V118H41ZM58 117V116H57ZM75 117V118H74ZM77 117V118H76ZM102 117V116H101ZM101 117H99V119L101 118ZM185 117V118H184ZM187 117V118H186ZM191 117V118H190ZM203 117V118H202ZM209 117V118H208ZM212 117V118H211ZM227 119H226V118ZM233 119H232V118ZM236 117H237V120H236ZM244 117H246V118H244ZM7 118V119H6ZM32 118V119H31ZM51 118L53 119V122L55 123L54 125L55 126H57L58 124V126H57V128L59 129V126L60 127H62V128H60L59 129V131L60 130H63L62 131V133L60 132V134H59V131L56 129L55 131H53V132H51L50 134H52V136L54 137V138H52V139H54V140H56V141H58V137L57 136H62V135H65V138H63L62 140L64 141L66 138L68 139H66L67 141H64V144H63V142H61V143H57L56 145H58V146H60V147H58L57 149H52L51 151H48V150H46V149H43V147L41 146V143H39L40 144V146H41V148L43 149V151H39V152H42V154H40L39 152H38V150H39V145L38 144H34V143H36L38 140H39V138H40V135H43L44 134V132L42 131L41 132V129H40V131H36V133L35 132H33L34 134L33 135H30V139L28 138L29 137V134L27 133L26 134V131H22V130H24V128H27V125H29V123H30V125H31V122H32V125H34V127H36L35 125L36 124H38L39 125V127H41L40 126V124H42V123H47L48 124V121L49 122H52V120H51ZM71 118V119H70ZM79 118V119H78ZM189 118V119H188ZM211 118V119H210ZM219 118V119H218ZM229 118V119H228ZM239 118V119H238ZM259 118V119H258ZM2 119H4V120H2ZM6 119V120H5ZM43 119V120H42ZM45 119V120H44ZM71 121H70V120ZM102 119V118H101ZM195 119V120H194ZM199 119V120H198ZM208 119V120H207ZM213 119V122L211 121ZM256 119H257V121H256ZM23 120V121H22ZM29 120V121H28ZM36 120V121H35ZM57 120V121H56ZM73 120H75V122L73 121ZM198 120V121H197ZM218 121V123L216 122V121ZM219 120H221L220 121V123H219ZM229 120V121H228ZM231 120H233V121H231ZM246 120V121H245ZM262 122H261V121ZM31 121V122H30ZM43 121V122H42ZM47 121V122H46ZM56 121V122H55ZM59 121V122H58ZM64 121V122H63ZM186 121V122H185ZM193 121V122H192ZM202 121L204 122V123H202ZM227 121V122H226ZM241 121V122H240ZM256 121V122H255ZM2 122V123H1ZM4 122V123H3ZM42 122V123H41ZM58 122V123H57ZM63 123V125L61 126L60 125V123ZM66 122V123H65ZM73 122H74V124H73ZM210 122V123H209ZM216 122V123H215ZM242 122H243V124H242ZM251 122V123H250ZM261 122V123H260ZM23 123V124H22ZM24 123H26V124H24ZM36 123V124H35ZM192 123V124H191ZM206 123V124H205ZM214 123H215V125L216 126H214ZM235 123V124H234ZM239 123V124H238ZM7 124V125H6ZM64 124H67V125H64ZM117 126L119 125V124H117V123H115ZM192 125V128H191V125ZM211 124V126H209ZM237 124V125H236ZM241 124V125H240ZM3 125H4V127H3ZM13 125V126H12ZM15 125V126H14ZM19 125H20V127H19ZM23 125H24V127H23ZM37 125V126H38ZM52 125H53V123H52ZM115 125V126H116ZM187 125V126H186ZM188 125H190V126H188ZM198 125V126H197ZM206 125V126H205ZM240 125V126H239ZM251 127H250V126ZM255 125V126H254ZM1 126L3 127V128H1ZM9 126V127H8ZM16 126H17V128H16ZM63 126L65 127V126H70L69 128H71V129H69L68 127H67V129L69 130H67L66 129V127L65 128H63ZM117 126H116V129H119V128H117ZM205 126V127H204ZM207 126H209V127H207ZM219 126V125H218ZM12 127H14V129L12 128ZM23 127V128H22ZM76 129H75V128ZM102 126L100 125V128H101ZM151 127V126H150ZM150 127L147 129V130H149L150 129ZM152 127H154V126H152ZM197 127H198V129H197ZM8 128V129H7ZM19 128V129H18ZM20 128H22V130H20ZM36 128H38V127H36ZM99 128V129H100ZM186 128H188V129H186ZM192 130H191V129ZM204 128H206V129H203ZM17 129L18 130H20V131H17ZM155 129V128H154ZM156 129H158V128H156ZM194 129V130H193ZM239 129H240V131H239ZM6 130V131H5ZM16 130V131H15ZM65 130V131H64ZM67 130V131H66ZM72 130H73V132H75L74 130H76V134L78 135H76V134H74L75 135V137H74V135H73V132H72ZM102 130V128L99 130V131H101ZM181 130H182V132H181ZM184 130V131H183ZM190 130V132H188V131ZM197 130V131H196ZM210 130V131H211ZM238 130V131H237ZM12 131H15V133H17L16 135H15V133L12 135V134H10ZM70 131H71V134H70ZM201 131H202V133H201ZM246 131V132H245ZM20 132V133H19ZM54 132H57V133H54ZM65 132V133H64ZM78 132V133H77ZM138 132V131H137ZM186 134H185V133ZM193 132V133H192ZM239 132V133H238ZM249 132V133H248ZM255 132V133H254ZM260 132V133H259ZM64 133V134H63ZM140 133H142L141 132V130H140ZM174 133H177V134H175V135H178V132L177 131H175ZM208 133V132H207ZM254 133V134H253ZM258 133V134H257ZM6 134V135H5ZM36 134V135H35ZM55 136H54V135ZM59 134V135H58ZM69 134V135H68ZM116 134H118V133H116ZM241 136H240V135ZM251 134V135H250ZM15 135V136H14ZM21 135V136H20ZM25 135V136H24ZM47 135V134H46ZM45 134L43 135L44 137L46 136ZM81 137H80V136ZM112 135V134H111ZM196 137H195V136ZM257 135V136H256ZM33 137V141H34V139L36 140V141H34V142H32V140H31V138ZM43 136L41 137L43 140H47V139H45V138H43ZM51 136V135H50ZM78 138H77V137ZM16 137L18 138V139H16ZM35 137V138H34ZM38 137V138H37ZM70 137H72V138H70ZM76 139H78V141H79V144L82 146H80V150H82V151H80V152H77V151H75V150H72V149H69V146H70V144H69V141H73V140H75L74 138ZM90 137H91V135H90ZM94 136H92L91 138H93ZM172 137V136H171ZM201 137V136H200ZM200 137H197V138H199L198 139V141L201 139ZM249 137V138H248ZM21 138V139H20ZM29 139V141H28V139ZM241 138H243L242 140H241ZM42 139H40V141H38V142H41V140ZM73 139V140H72ZM84 139V138H83ZM82 139V140H83ZM172 139H173V137H172ZM194 139H195V141H194ZM237 139V140H236ZM13 140V141H12ZM31 140V141H30ZM49 140H51V139H48L47 141H49ZM174 140H175V138H174ZM177 140H175L174 142L177 144ZM187 140V141H188ZM193 140V141H192ZM8 143H6V142ZM16 141V142H15ZM27 141H28V143H29V145H27L28 143H27ZM180 141H184V140H179V142ZM187 141L186 142H184V143H187ZM188 141V142H189ZM25 142V143H24ZM12 143V144H11ZM22 143V144H21ZM181 143V142H180ZM235 144H237L236 142H234ZM262 143V145H261V150L262 149H264V144ZM14 144V145H13ZM30 144H31V146H30ZM32 144L34 145V147H35V149H37L38 147V149H37V151L35 150V152H34V150H32V149H34V147L32 146ZM235 144H231L232 146L234 145V146H236ZM7 145V146H6ZM16 145V146H15ZM21 145V146H20ZM22 145H24V146H22ZM66 145H69V146H66ZM178 145V144H177ZM13 146V147H12ZM20 147V148H22L23 150H21V149H19V150H21L20 152H18L19 150H17V148L18 147ZM31 148H30V147ZM37 146V147H36ZM67 147V148H65V147ZM247 146V145H246ZM257 146V145H256ZM17 147V148H16ZM29 147V148H28ZM53 147V146H52ZM84 147V148H83ZM4 148H3V150H4ZM12 148V149H11ZM28 150H27V149ZM40 148V149H41ZM60 148V149H59ZM65 148V150H62V149H64ZM82 148V149H81ZM247 148V147H246ZM13 149H15V151L13 150ZM25 149V150H24ZM83 149L85 150V152L83 151ZM12 150V151H11ZM57 150V151H56ZM23 151H27L26 152V154L23 152ZM47 152V153H45V152ZM70 151V152H69ZM75 151V152H74ZM167 151H169V150H167ZM15 152V153H14ZM30 152H32V153H34V154H32V155H30V157L31 156H33V157H31V159H30V161L28 160V158H30V157H28L29 156V153ZM46 154V155H44V153ZM166 152V151H165ZM17 153V154H16ZM24 155H26V156H24ZM39 153V154H38ZM51 153V154H50ZM54 153V154H53ZM67 153V154H66ZM169 153V152H168ZM170 153H171V151H170ZM169 153V154H170ZM35 154L37 155L38 154V156L39 155H41L42 156V158L44 157V156H46V157H44L43 158V161H41V157L39 156H36L37 157V159H39V160H37L36 158H34L35 157ZM63 154V155H62ZM77 154V155H76ZM79 154V155H78ZM83 154V155H82ZM166 154H167V152H166ZM172 155V157H173V151H172V153H171ZM17 155V156H16ZM24 156V158H23V156ZM49 155V156H48ZM56 155V156H55ZM81 155H82V158H81ZM174 155H175V153H174ZM53 156V157H52ZM74 158H73V157ZM25 157H26V161H27V163H28V161H29V163L27 164V163H24L23 162V159H25ZM48 157V158H47ZM179 157V155L177 156V159H176V162H178V163H176L177 165L178 164H180L181 165V163L182 162H179V161H182L181 159H179L178 158ZM32 158H34V159H36V161L34 162L33 160H32ZM52 158V159H51ZM51 159V160H50ZM54 159V160H53ZM66 159V160H65ZM71 161H69V160ZM179 159V160H178ZM20 160L22 161V163L21 164H19L18 165V163L20 162ZM48 160H49V162L52 164L53 162V164L51 165L49 162H48ZM25 161V160H24ZM32 161L35 163V164H30V162L32 163ZM40 163H39V162ZM58 161V162H57ZM45 162V164L46 165H44L43 163ZM57 162V163H56ZM85 164H83V163ZM23 163H24V166H23ZM43 164V166H42V164ZM49 163V164H48ZM59 163V164H58ZM65 163L67 164L66 166H65ZM81 163V164H80ZM41 164V165H40ZM62 164V165H61ZM75 164V165H74ZM78 164V165H77ZM93 164V168L90 166V165H88V166H86V168L88 167H90L89 169L87 168V170L88 171H93V170H95L96 172H97V174H98V172L100 171H102L101 173H108V174H110V176H111V173H112V171H113V169H111V173H110V169L108 170V168L106 167V168H104V171H103V167H105L104 165H100L99 163V165H95L94 163H92ZM60 165V166H59ZM65 167H64V166ZM81 165H83V166H81ZM97 166V167H95V166ZM177 165H176V167H177ZM53 166V167H52ZM59 166V167H58ZM2 167H4L3 165H2ZM22 167V168H21ZM24 167V168H23ZM30 167V168H31ZM52 167V169L51 170H49L50 168ZM64 167V168H63ZM73 167V168H72ZM78 168V170L76 169V168ZM94 167H95V169H94ZM99 167V168H98ZM260 169H256V168H252V175H251V177L249 178L250 179V181H253L252 183H250V182H248L249 181V179L247 178V179H245V180H241V182H237L236 183V186H234V188L231 190V191H229L228 193H227V196H225V197H227V198H224V199H222V201L220 202V200L219 201H211L210 203H208L206 206H210V208L212 207V210H215L214 208L216 207V210H217V208L218 207H220V206H222L223 208H221V210H222V213L221 214H224L223 216H221V218L222 217H224V220L223 219H221V218H216L215 219V222H216V224L214 223L213 224V228H214V230L212 229V228H205V230L204 229H202L201 228V226H200V228H197V229H192V228H188L187 230H184L183 231V233H184V235H182V236H180L179 238L177 237L176 239H174L173 237H172V239L175 241H170L171 243H169V241H167V239L165 240V239H163V246H164V248L167 250H164V252H165V254L167 255V256H169L170 257V255H172L171 254V252L173 253L174 251H176L177 252V254H176V252H174L175 254H174V256H172V257H170V258H165L166 257V255H165V257L163 258V259H160L161 261H159V260H156L155 258H157L156 256H154V254H153V256H152V254H151V252L149 253V252H146V256L143 254V249L141 248V246H138V244L136 245L135 243H134V249L133 250H130L129 252V254H132V255H138V257H137V259H134V261H135V264H151L152 263V261H153V263L152 264H264V160H261V162H260V166H258ZM257 167V168H258ZM28 168V170H26ZM35 168V167H34ZM48 168V169H47ZM57 168H58V170H57ZM22 169V170H21ZM65 169V170H64ZM75 169L77 170V171H75ZM98 171H97V170ZM101 169V170H100ZM123 169V168H122ZM121 169V170H122ZM0 170H1V168H0ZM21 170V171H20ZM25 170H26V172H25ZM31 170H32V168H31ZM35 170V169H34ZM69 170V171H68ZM84 170V171H83ZM23 171L25 172L24 174H23ZM28 171V172H27ZM62 171H64V173L62 172ZM88 171H86V172H88ZM131 171V172H130ZM132 171H134V170H132V169H130L129 170V173L131 174V173H133ZM2 172V173H1ZM21 172V173H20ZM34 172V173H33ZM60 172V171H59ZM114 172V171H113ZM7 173V174H6ZM32 173L33 174H35V171H33L32 170ZM88 173H90L89 174V176H92L93 174H94V172H88ZM91 173H92V175H91ZM2 174V175H1ZM5 174V175H4ZM10 174V175H9ZM21 174V175H20ZM33 174H31V172H30V174H27L26 176L29 178L31 175H33ZM97 174L95 173L94 175H96L97 176ZM113 174V173H112ZM259 174V175H258ZM13 175V176H12ZM29 175V176H28ZM78 175L80 176V174L78 173ZM84 175H86L85 177H84ZM83 175V177L81 176V178L83 179V178H86L87 177V180H89V179H91L90 177H88V175L85 173ZM93 175V176H94ZM99 175V174H98ZM104 175H106V174H104ZM114 175H118L116 172H114ZM255 175V176H254ZM259 176V178H260V180H255L256 179V176ZM261 175V176H260ZM6 176V177H5ZM9 176V177H8ZM16 178H15V177ZM19 176V177H18ZM77 175L75 174V176L74 177H76ZM107 176V175H106ZM109 176V175H108ZM257 176V177H258ZM4 177H5V179H4ZM10 177H12V178H15V179H11ZM101 177V176H100ZM102 177H103V175H102ZM112 177V176H111ZM114 177V176H113ZM10 178V179H9ZM21 178V179H20ZM80 178V179H81ZM89 178V179H88ZM107 178H109V177H107ZM4 179V180H3ZM8 179V180H7ZM17 179V180H16ZM25 179V178H24ZM12 180H13V183H11L10 184V181L12 182ZM3 181H5V182H3ZM8 181V182H7ZM20 181V182H19ZM25 181H26V183H25ZM29 181V182H28ZM81 181V180H80ZM108 183H109V181H108V179L106 180ZM242 181H243V183H242ZM16 182H17V186H16ZM22 182V183H21ZM28 182V183H27ZM15 183V184H14ZM20 183V184H19ZM24 183V184H23ZM118 183V182H117ZM242 183V184H241ZM247 183V184H246ZM14 184V185H13ZM19 184V185H18ZM33 184V186L36 184L37 185V183H35V182H33L32 183ZM44 184V183H43ZM42 184V185H43ZM92 184V185H91ZM245 184H246V188L248 187V190H244V189H246V188H244V186H245ZM250 185V186H247V185ZM6 185V186H5ZM7 185H9V186H7ZM54 187L56 186V185H58V184H56V185H54V183L52 184ZM243 185V186H242ZM254 185H256V186H254ZM15 186H16V188H15ZM32 186V185H31ZM47 186V187H46ZM44 185L43 186V188H50V187H48V186H50V184H47V185ZM92 186V187H93ZM7 187V188H6ZM11 187H12V189H11ZM14 187V188H13ZM23 187V189H21ZM53 187V188H54ZM104 187H108V185L106 186V184H105V186ZM243 187V188H242ZM249 187L251 188V189H249ZM257 187V188H256ZM25 188V189H24ZM28 188V189H27ZM36 188V187H35ZM252 188L254 189V191L252 190ZM7 189V190H6ZM33 189V188H32ZM240 191H239V190ZM245 191H243V190ZM259 189V190H258ZM263 189V190H262ZM9 190V191H8ZM79 190V189H78ZM235 190H236V192H235ZM28 191V192H27ZM35 191V190H34ZM75 191V192H74ZM77 191V192H76ZM110 191V190H109ZM232 191H233V193H232ZM238 191H239V193H238ZM260 191V192H259ZM262 191V192H261ZM9 192V193H8ZM69 192H70V194H69ZM72 192H74V193H72ZM111 192V191H110ZM22 193V194H21ZM25 193V194H24ZM72 193V194H71ZM80 193L83 195H81L80 196ZM93 193V194H92ZM235 193H236V195H235ZM240 194V195H238V194ZM254 193V194H253ZM5 194H6V196H5ZM14 194V196H12ZM100 196H98V195ZM262 194V195H261ZM63 195H65L64 197H62ZM92 195V196H91ZM106 195V196H105ZM107 195H108V197H107ZM257 195V196H256ZM12 196V197H11ZM48 196V195H47ZM117 196V197H116ZM231 196V197H230ZM28 197V198H27ZM126 197V198H125ZM236 197V198H235ZM2 198V199H1ZM105 198V199H104ZM261 198V199H260ZM246 199V200H245ZM3 200V201H2ZM28 200H30V202L28 201ZM31 200H32V203H31ZM108 200V201H107ZM249 201V202H248ZM34 202V203H33ZM36 202V203H35ZM42 202V203H41ZM62 202V203H61ZM220 202V203H219ZM40 203V205H38ZM87 203V204H86ZM222 203V204H221ZM224 203V204H223ZM228 203V204H227ZM234 205H233V204ZM16 205V206H11V205ZM28 204V205H27ZM219 204V205H218ZM10 205V206H9ZM89 205V206H88ZM228 205V206H227ZM70 206V207H69ZM93 206V207H92ZM203 207H204V205H202ZM201 206V208H196V209H194L195 211H192V212H190V214H189V217L187 218V220L190 218V217H194L195 218V216L196 215H198V217L199 216H202V213H203V211H204V209H202L203 207ZM91 207V208H90ZM85 208H86V210H85ZM110 208V209H109ZM67 209H68V211H67ZM93 209H95V210H93ZM100 209V210H99ZM55 210V211H54ZM59 210V211H58ZM203 210V211H202ZM216 210L214 211V213L216 212ZM51 211V212H50ZM53 211V212H52ZM61 211V212H60ZM63 211H65L64 213H63ZM75 211V212H74ZM81 211V212H80ZM86 211H87V213H86ZM96 211V212H95ZM130 211L132 212V210L130 209ZM130 211H127L126 213H124V214H126V216L124 215L123 216V213H120L121 215V218H122V220L124 221V223L125 224H128V222H130V220H131V216H128L127 214H131V212ZM224 211V212H223ZM70 212V213H69ZM80 212V213H79ZM109 212H110V214H109ZM36 213H37V215H36ZM60 215H59V214ZM87 214V215H86ZM192 214V215H191ZM54 215V216H53ZM85 215V216H84ZM109 215V216H108ZM111 215V216H110ZM195 215V216H194ZM226 215V216H225ZM68 216V217H67ZM76 216V217H75ZM88 216V217H87ZM96 216V217H95ZM103 216V217H102ZM92 217V218H91ZM128 220V222H127V220L125 221V218ZM128 217V218H127ZM131 217V218H130ZM38 218V219H37ZM87 218V219H86ZM89 218V219H88ZM97 218V219H96ZM106 219V220H105ZM130 219V220H129ZM192 218H190L189 220H191ZM219 219H221V220H219ZM88 220V221H87ZM99 220V221H98ZM103 220V221H102ZM223 220V221H222ZM229 223H227L226 221ZM157 222H159L158 220H156ZM155 221V223H157ZM90 222V223H89ZM140 222V221H139ZM147 222L148 223H146V224H144V226H149V224L151 225H153L154 223H152V221L150 222V220L148 221L147 220ZM226 222V223H225ZM4 223V224H3ZM94 223V224H93ZM98 223H99V225H98ZM219 223V224H218ZM231 223V224H230ZM3 224V225H2ZM93 224V225H92ZM140 224V223H139ZM141 224H142V221H141ZM164 224H166V223H164ZM36 225V226H35ZM231 225V226H230ZM208 229H209V231H208ZM211 229V230H210ZM230 229V230H229ZM28 230V231H27ZM174 230V229H173ZM172 230V231H173ZM196 230V231H195ZM236 230V231H235ZM178 231H179V229H178ZM178 231H177V229H176V231L174 230L173 232H175V234H177L178 233ZM186 231V232H185ZM208 233H207V232ZM221 231V232H220ZM197 232V233H196ZM216 232V233H215ZM212 233H214V234H212ZM228 233V234H227ZM24 234V235H23ZM188 234V235H187ZM147 235H151L152 236V234H147ZM147 235H146V237H147ZM186 235V236H185ZM162 237H165V234L164 235H162ZM217 237V238H216ZM128 238H129V236H128ZM166 238V237H165ZM169 238V237H168ZM224 238V239H223ZM7 239V240H6ZM169 239H171V237L169 238ZM21 240V241H20ZM3 241V242H2ZM11 241V244L9 243ZM18 241V243H16ZM14 242V243H13ZM166 242H168L169 243V245L167 244V246H166ZM8 243V244H7ZM13 243V244H12ZM185 243V244H184ZM187 243H188V245H187ZM4 245V246H3ZM24 245V246H23ZM8 246V247H7ZM20 246V247H19ZM138 246V247H137ZM183 247H185L186 249H184ZM20 248V249H19ZM140 248V249H139ZM182 248H183V250H182ZM23 249V250H22ZM168 249H169V251H168ZM13 250V251H12ZM28 252H27V251ZM23 251V252H22ZM171 251V252H170ZM181 251V252H180ZM186 251V252H185ZM138 252V253H137ZM140 252V253H139ZM163 252V253H164ZM135 253V254H134ZM142 253V254H141ZM168 253V254H167ZM183 253V254H182ZM14 254V255H13ZM149 254V255H148ZM186 254H187V256H186ZM179 257H178V256ZM23 256V257H22ZM148 256H149V258L151 257V259L152 260H150V259H148ZM7 257V258H6ZM28 257V258H27ZM153 257H155V258H153ZM176 258V260H174L175 258ZM219 257V258H218ZM11 258V259H10ZM172 258H173V260H172ZM183 258V259H182ZM5 260L4 262H3V260ZM8 259V260H7ZM158 259V258H157ZM19 260V261H18ZM147 260V261H146ZM156 260V261H155ZM163 260V261H162ZM9 261V262H8ZM158 261V262H157ZM196 261V262H195ZM30 262V263H29ZM146 262V263H145Z\"/></svg>","mask_w":264,"mask_h":264}]
</instances>
